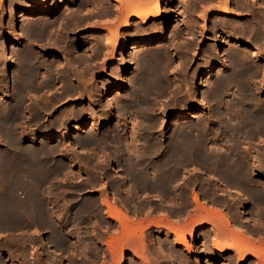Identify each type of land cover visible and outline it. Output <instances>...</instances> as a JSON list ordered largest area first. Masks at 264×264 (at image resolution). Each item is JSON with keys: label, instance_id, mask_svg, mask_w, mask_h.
<instances>
[{"label": "rangeland", "instance_id": "rangeland-1", "mask_svg": "<svg viewBox=\"0 0 264 264\" xmlns=\"http://www.w3.org/2000/svg\"><path fill=\"white\" fill-rule=\"evenodd\" d=\"M21 1V2H20ZM17 0V12L19 13V15L21 14V11L23 10V9H25V7H27V3H26V1L25 0ZM24 1V2H23ZM91 1V2H90ZM151 1V0H150ZM153 1V0H152ZM152 1H151V3H149L150 5H149V7H147L146 6V9H145V11L146 12H148V10L149 9H151V7L154 5L153 3H152ZM155 1L156 0H154L153 2L155 3ZM219 1H220V3H219ZM234 1H236V0H229V2H228V7H230L229 8V10L233 13V14H235V15H233V16H223V17H221V16H218L217 15V13L216 12H218L222 7H224V5H225V2H226V0H164L162 3H161V5H160V8H159V15H158V17H156V18H152V19H150V20H148L147 22H137L136 21V17L140 14H138V15H133V16H130L129 17V23H128V26L127 27H122V23L121 22H119V19L122 17H120V16H118V14L116 13V12H114L113 13V11H114V8H113V6H110L109 4H108V0H79L77 3H76V7L75 6H73L72 7V9L74 10L72 13V15L74 16L75 14H76V16L77 17H80V16H78V15H80L81 14V16H83L84 15V13L85 14H87V15H89L90 14V12H91V14H90V21H92V22H90L89 24H87L85 27H82V28H79V29H74L73 31H72V33H71V31L70 32H68V33H66V32H64V31H62L63 32V34L60 32V36H62V37H60L59 36V39H58V44H57V42L54 44V46L56 45V47H52V45H50L51 47H49L48 45H47V43H46V41H44V40H42V39H33V40H31L32 42H30V40L29 41H26L27 40V36L25 35V33H23V31H24V26L27 24V20L25 19V17L23 18V16L22 17H18V18H16V21H15V27H19V28H21V29H19V31L20 32H22L23 33V38H24V42H22V44L21 45H19L18 47V49H20V50H17L16 51V56L18 55V58L17 57H15V64L16 65H13V68H12V70L11 71H13V70H15L16 68H17V66L19 67V65L21 66V64H22V61L20 60L21 58V55L23 54V52H24V49H25V47H30V45H31V47H30V49L31 50H33L34 52H36V55H37V59H38V61L37 62H39V63H43V62H45L44 64H47V65H51L52 63L54 64V62H55V67H54V65L52 64V66L55 68V70L57 69V70H61L63 67L65 68V70H64V68L62 69L63 70V72L65 73V72H67V74L68 75H70L71 73V75L69 76V77H71L70 79H69V77H67V79H66V77H63V79H62V82L63 83H66V85L65 84H63V83H61L60 85L63 87V88H61V86H58V87H54V85L52 86V87H48V88H45L44 89V87H38V91H39V89H40V91L39 92H41V93H39L38 91H34L33 92V90H29V91H31V93H29L28 91L27 92H25V91H23L22 90V96H23V99L22 100H24L23 102H22V105L23 104H25L26 106H21V109L20 110H25V111H20V113L22 114L20 117L18 116L17 118H15L14 120H13V124H14V130L16 131L17 130V132H13V130L11 129V126L13 127V124L10 126V130H12V133L14 134V135H16L15 136V142H18V143H16V147H18L19 145H20V149H22V151H23V149H24V151L23 152H28L29 150L30 151H36V149H37V151H39V150H48V154L50 155V153H49V151H51V153L53 154H51L50 156H52V158H50L49 159V157L50 156H48L47 155V158L46 159H49L48 160V164H50V163H52V162H54L55 161V163H52L51 165L52 166H60V167H58V169H60V173H59V170H58V172H56L55 173V175H54V173H52L49 177H51V178H49L48 177V180L46 181V183H45V185H44V187H43V193H41V199H43L42 200V203H43V206H44V208H45V210L47 211V214H52V212H54L53 213V215L51 216V222L50 223H48V226H45V224L43 225V224H40V223H38L37 221H35L36 219H35V217H34V215L33 214H29V215H31L30 217H29V215H28V217L26 216L25 218L26 219H28V220H26L24 217V221H23V223L21 224L22 226H18L20 229H18V227H15L14 229H16V231H21V233H19V232H17V235L15 234L16 232L14 231V230H11V233H10V230H8V229H6V228H1V230H0V245L2 246V247H0V264H20V263H22V264H36V262H37V264H44V259H45V254H49V252H46V249L47 250H49L50 251V253L51 254H49L51 257H52V255H53V257L55 256L54 254H53V252H52V250H53V248L52 247H50L49 245H47L46 244V242H48V240H50V241H52V235H53V232L55 233V230L56 231H59L60 233H59V236L62 238V237H64L63 235H64V230H65V228L67 229V227H69V226H64L65 224H60L59 222L58 223H56L55 222V218L54 217H56L55 215H61L62 217H65V218H69L70 217V215H71V212L76 208V207H80V206H82L86 201V205L84 204L83 206L85 207V212H84V214H85V217L84 218H87L86 220H85V225H82V224H84L83 222L82 223H79V224H72V227H74V228H76V229H78V228H80V227H82V228H80V229H78V231H80V235H82L83 237H81V236H79V235H75V236H65L64 238H65V244H67V246L64 244V248H63V250L65 251H63V250H59L60 251V255L58 256L60 259H63V260H59L58 259V257L56 258L57 260H56V262H57V264L59 263V264H70L71 263V261H70V259H74L75 261H76V263H74L75 261L72 259V263H74V264H86V263H88V264H113V263H115V264H121V258H118L115 262H112L113 260H111L112 259V257L111 256H109V255H111L110 254V251H108L109 250V248H106L107 246H105V245H101L102 243H100V241H98L97 239L99 238V240H101V239H103L102 241L103 242H107L108 241V239L107 238H109L112 234V236H114L115 234L114 233H116V232H118L119 230H120V225H119V223L117 224V222L115 221V220H112V219H110V217H109V213L107 212L108 210L106 209V207L104 206V202H102V200L100 199L101 198V196H103V195H106L107 196V201L109 202V204H113V203H116L118 200H117V198H118V196H119V192H120V195H121V190L123 189L122 188V186L120 185V183L118 182V180H116L117 178V176H116V173H114L115 171H114V167H118V165H119V162H116V161H118V158H117V154L116 153H114V152H112V153H114L113 155H112V153H111V151L114 149L113 147H111L110 146V144H111V142H109V145H108V143H96V144H88V145H86V146H79V145H77L76 146V143H77V138L79 139L80 138V136L81 137H84V135L86 134V136H88V135H94L95 134V132H96V134L95 135H100V136H104V134H106V132H108V133H110V134H115V133H117V136L118 135H120L121 133H122V131H127V130H129V131H131V129H130V127L132 126V124H134L133 126H135V129H137V131L138 132H140V134L138 133V136H137V133H136V138H138V140L139 141H136V139H135V137H133V134H132V132H129V131H127V135L129 136H127L126 135V140H123V142H121V144H123V146H125L126 144H127V142H128V144L127 145H130L131 147L130 148H135V147H140L141 146V144H142V147H140V148H145V146H147V144L144 142V140H142V139H146V138H148V139H150L151 140V142H153V143H156L157 141H160L162 144H164V143H166V141H167V137L169 136L168 134L170 133V131H171V127H172V124L174 123V120H175V117H176V115H177V113H178V111L181 109L180 107H181V104L183 103L184 105H185V103H186V99H188V97L187 96H189V93L187 94V92L189 91L190 92V90H188V89H193V90H195V92L197 91V94H198V91L200 90V83L202 82V81H205V76H204V71H205V67L207 66V65H210V63H205L204 62V59H201V58H205V56H210L211 54L210 53H212V55H213V52L214 51H216L215 49V42H216V40L217 39H219V38H222V39H227V37H228V35L230 34V32H231V30L230 29H232L231 28V26H234V25H236V26H240L241 25V27H243V25H242V23H245L246 25L248 24V27H250V28H248V29H251V34L253 35V37H252V35L250 34H248V35H243V36H241V35H239L240 34V32L238 33V30L236 31L235 30V32L233 31V29H232V31L234 32H232V34L233 35H238V36H240L243 40H248V41H251V43L252 44H254L253 45V47H256V48H260V49H263V47H264V40L262 39L261 41H260V39H258V38H256L255 36H264V26L262 25V24H264V7L263 6H261L260 5V3H258V2H260V0L258 1V0H244V1H240V4L242 3V2H244V3H242L241 5H243L244 4V6L245 7H240V6H236V3L234 2ZM237 1H239V0H237ZM8 0H5V2H4V4L3 5H7L8 4ZM58 2V4L61 6V7H64L63 5H64V3L66 4V0H54L53 1V3H57ZM64 2V3H63ZM88 2H90V3H88ZM134 2H136V1H134ZM223 2V3H222ZM24 3H25V5H24ZM78 3H80V5L78 4ZM249 3V4H248ZM85 6H84V5ZM222 4V5H221ZM224 4V5H223ZM81 6H83V8L81 7ZM91 6V7H90ZM257 6V7H256ZM79 7V8H78ZM3 8L4 9H1V10H3V11H1L0 10V14H1V17H0V33H1V35H0V41L2 42H0L1 44V48H2V46H10V42H9V40L11 39V36L12 35H14V33L12 32V30L11 31H9L10 29H11V23H9V22H11L10 20H9V18H8V16L6 15V8L3 6ZM90 8V9H89ZM92 8V9H91ZM100 8V9H99ZM106 8H108V9H110V11H111V13H109V14H111V15H105L104 13H102L103 11L102 10H104V9H106ZM169 8H173L174 9V13H172L171 14V16L170 17H168V11H169ZM75 9H76V12H75ZM77 9H78V11H77ZM80 9V10H79ZM97 9L98 10H100L101 11V13L98 11V12H96V13H99L98 15L96 14V13H94L95 11H97ZM86 10V12H83V11H85ZM93 10H94V12H93ZM69 11V12H70ZM80 11V12H79ZM90 11V12H89ZM253 11V12H252ZM4 12V13H3ZM69 12H68V14H69ZM70 12V13H71ZM75 12V13H74ZM82 12H83V14H82ZM66 13V12H65ZM78 13V14H77ZM40 15V16H39ZM58 15H59V19H61V20H63V19H65V15H67V14H64V12H60V13H58L56 16H54V18L56 19V21L58 20V22L60 23L61 22V20H59L58 19ZM71 15V14H70ZM103 15V16H102ZM117 15V16H116ZM190 15V16H189ZM94 16V19L92 18ZM108 16V17H107ZM117 18V17H120V18H115V17ZM205 16V17H204ZM41 17H44V16H42L41 14H38V15H35L34 17H33V23L34 24H37V23H39L41 20ZM105 17V18H104ZM109 17H113V18H109ZM203 17H204V19H203ZM63 18V19H62ZM92 18V19H91ZM97 18V19H96ZM106 18H108V19H110V21H108V19H106ZM219 18V19H218ZM100 19V20H99ZM104 19H105V21H106V24L104 25L103 23H105V21H104ZM111 19H113V20H115V21H113V23L111 22L112 20ZM186 19H187V21L189 22V28L187 29V27H182L177 33H175V34H177V35H175V37L173 38V39H170L169 38V40H166V42L164 43V45L163 44H154V45H150V46H146L145 47V51H146V54L148 53V51H149V53H154V51H156V49L158 50V51H156V52H163V56H162V60L160 59V60H155L154 62H156V65L158 64V62L157 61H159V65L161 64L162 65V63H163V65H162V67L164 66L165 67V65H166V72H167V78L171 81V84H170V86L169 87H171V89L169 88L168 89V91H167V93H165V95H164V97H162L163 99V101L161 100V98L160 99H157L155 102H154V106H157V107H155L156 109H155V117L154 116H149L150 118V124H152L151 126H152V128L153 129H158V130H153L151 133H147V131L146 130H143L144 128H146L147 126L144 124L145 122L142 120L143 118L142 117H140V116H138V115H136V113H134V114H128L129 116H126V117H122L121 118V116H119V117H117V116H115V118L111 121V122H108V123H104V124H101V125H99V123H100V120L101 119H103L102 117H104V116H97V117H95L96 116V114L95 113H97V112H99L100 111V107H102L103 105H101V104H106V103H108L109 102V100H112V98L116 95V96H118V95H122V97H125L126 96V94H128L127 96H129L130 94H131V92L133 91V87L131 88V86H132V80H134V78L135 77H133V75H136L137 74V72L139 71V70H137L138 69V67H137V64L136 63H134V62H129V59H128V55H130L131 54V52H133V45H134V43H135V41H136V39L139 37V35H146L147 37H150V36H153V35H157V33H160V32H163L164 31V33H165V35H166V33H168V34H170V32L173 30V27L175 26V24L178 22V21H180V20H182V21H186ZM205 20V21H203V20ZM221 19V20H220ZM40 20V21H39ZM96 20H98V21H96ZM117 20H118V22H117ZM122 20V19H121ZM120 20V21H121ZM27 21V22H26ZM101 21H104L103 23H101ZM247 23H246V22ZM249 21V22H248ZM93 22H97L96 24H93ZM118 23L116 26H118V30L119 31H117V35H119L120 37H122V39L125 41V43H124V46H120V44H118L117 46H105L104 47V41L103 40H101L100 38H102V35H103V33H110V32H108L109 30H111L112 28H114V26H113V24L114 23ZM137 22V23H136ZM215 22H217V23H215ZM57 23V22H56ZM58 23V24H59ZM91 23L93 24V25H91ZM110 24V26L108 25V24ZM218 24L219 25V28L221 27V28H223L222 30H220L219 29V31H215L214 30V24ZM251 23V24H250ZM8 24V25H7ZM58 24H56V27L58 28ZM220 24H224L223 26H221ZM100 25V26H99ZM104 26V29L101 27V26ZM112 25V26H111ZM213 25V26H212ZM231 25V26H230ZM245 25V26H246ZM250 25V26H249ZM251 25H253V26H251ZM260 25V26H259ZM7 26H9V27H7ZM89 26H91V28L89 27ZM107 28H106V27ZM224 26H227L228 27V29H227V27H224ZM257 26V27H256ZM258 26L260 27V28H258ZM262 26V27H261ZM162 27V28H161ZM253 27H256V28H258L257 30H256V32L257 33H254V30L256 29V28H253ZM7 28V29H6ZM98 28H99V30H98ZM224 28H225V30L227 31H225L224 30ZM262 28V29H261ZM127 29V30H126ZM155 29V30H154ZM162 29V30H161ZM172 29V30H171ZM213 29V30H212ZM129 30H132L133 31V33L135 34V35H133L132 37H130V38H128V39H126V37H127V34L129 33ZM134 30H136L137 31V33H136V31H134ZM141 30V31H140ZM260 30V31H259ZM91 31H93V32H91ZM143 31V32H142ZM145 31V32H144ZM224 31V32H223ZM259 31V32H258ZM263 31V32H262ZM96 32V33H95ZM94 33V34H93ZM127 33V34H126ZM258 33H260V34H258ZM263 33V34H262ZM67 34V35H66ZM25 35V36H24ZM3 36V37H2ZM71 36V37H70ZM101 36V37H100ZM177 36V37H176ZM245 36V37H244ZM251 36V37H250ZM13 37V36H12ZM64 37V38H63ZM115 37V34L113 35V40L115 39L114 38ZM191 39H190V38ZM249 37V38H248ZM66 38V39H65ZM74 38V39H73ZM77 38V39H76ZM80 38V39H79ZM264 38V37H263ZM26 39V40H25ZM73 40V42H72V40ZM3 40V41H2ZM193 40V41H192ZM258 40H259V43H258ZM60 41H63L62 43H60L59 44V42ZM65 41V42H64ZM67 41V42H66ZM71 41V42H70ZM257 43H256V42ZM29 42V43H28ZM34 42V43H33ZM36 42V43H35ZM260 42H262V43H260ZM68 43V44H67ZM71 45H70V44ZM78 45H77V44ZM229 43V44H228ZM29 44V45H28ZM33 44V45H32ZM65 44V45H64ZM251 44V45H252ZM256 44H258V45H256ZM262 44V45H261ZM65 47H64V46ZM73 45V46H72ZM76 45V46H75ZM40 46V47H39ZM42 46V47H41ZM68 46V47H67ZM71 46V47H70ZM75 46V47H74ZM33 47V48H32ZM38 47V48H37ZM44 47H46V48H44ZM62 47V48H61ZM163 47V48H162ZM236 46H234V44H232L231 42H226L225 44H224V50H227L229 53L230 52H233V51H236V52H239L240 54L242 53V50L241 49H238V47H236ZM24 48V49H23ZM57 48V49H56ZM70 50H68V49ZM73 48V49H72ZM75 48H76V50H75ZM108 48H110V49H108ZM161 48H162V50H161ZM207 50V51H205V49ZM258 48V49H259ZM59 49H61V51H63V49H64V52H62V53H65L67 50V54L65 53V55H68V58H70V59H68L67 60V62L68 63H66L64 60H62L61 61V59L59 58V57H54L51 53H52V51H57V50H59ZM164 49V50H163ZM209 49V50H208ZM234 49V50H233ZM237 49V50H236ZM36 50V51H35ZM66 50V51H65ZM152 50H154V51H152ZM231 50V51H230ZM38 51V52H37ZM75 51H77V52H75ZM144 51V52H145ZM150 51H152V52H150ZM209 51V52H208ZM263 51H264V49H263ZM6 52L7 51H5V53H3V51L0 49V59L2 60V61H5V60H3V59H5V55L4 54H6ZM155 52V53H156ZM165 52H166V54H165ZM205 52H206V54H208V55H205ZM3 53V54H2ZM69 53V54H68ZM71 53V54H70ZM243 53H244V51H243ZM243 53H242V55H243ZM40 56H39V55ZM187 54H188V56H187ZM203 54V55H202ZM2 55H4V57L2 56ZM165 55H166V57H169V58H166L165 59ZM247 57H246V56ZM2 56V57H1ZM46 58H45V57ZM94 56V57H93ZM96 56V57H95ZM112 56H113V58H112ZM203 56V57H202ZM77 57V58H76ZM80 57V58H79ZM82 57V58H81ZM83 57H85L87 60H89V61H87V63L86 62H84V61H86L85 60V58H83ZM90 57V58H89ZM93 57V58H92ZM216 57V58H215ZM214 58H213V62L214 61H218V59L219 58H217V56H215ZM243 57H245V59L243 58V59H241V60H239V62H238V65H240V66H236L237 68H239L240 69V67L242 68V67H245L246 68V66H247V69H252V70H254L253 69V67L254 68H256L255 70H254V74H252V76H250L249 78H247V80H254V81H247V83H248V85L249 86H251L248 90V92H250L251 90H253V92L252 93H250L249 95H250V97L251 96H253V97H251L250 99L253 101V103H254V105H256V104H259V103H261L260 101H263L264 100V72H263V70H262V66L260 65V64H262V65H264V59L263 58H260V57H254V56H252L251 55V52H247V53H244V55H243ZM251 57V58H250ZM42 58V59H41ZM44 58V59H43ZM54 59V60H52V59ZM78 58L79 59H81V60H84V61H81L82 63L80 64V65H75L77 62H78ZM249 58V59H248ZM257 58V59H256ZM17 59V60H16ZM55 59H57V60H55ZM73 59V60H72ZM183 59H184V61H183ZM201 59V60H200ZM248 60V61H245V60ZM253 60V61H251V60ZM1 60H0V69H1V71H0V76H1V73H3V71H4V73H6L5 75H9V73L7 72V71H5L4 70V62H1ZM19 60V61H18ZM43 60V61H42ZM51 60L53 61V62H51ZM59 60V61H58ZM163 60H165V61H167V63H165L164 64V61ZM172 60V61H171ZM220 60V59H219ZM245 62H244V61ZM256 60V61H255ZM21 61V62H20ZM49 61V62H48ZM113 62V64H111V62ZM115 61V62H114ZM48 62V63H47ZM70 62V63H69ZM75 62V64H73V63ZM80 62V61H79ZM160 62H162V63H160ZM183 62H185V63H183ZM200 62H201V64H200ZM248 62V64H246ZM2 63V64H1ZM19 65H18V64ZM64 63V64H63ZM91 63V69L93 70V71H91L90 69H89V67H90V64ZM204 63V64H203ZM240 63V64H239ZM254 63V64H253ZM66 64H68L69 65V67H70V69H71V64H73V66H72V70H69V68H67V65ZM78 64V63H77ZM84 64L85 65H89V66H85L84 67ZM119 65V67L121 66L122 68L121 69H119V71H120V73H121V77H120V79L122 80H120L121 81V86L123 87L122 89L123 90H121V94H118V93H114V95H113V92H110L109 91V89L111 88V87H114V85L115 84H117V83H119L118 82V80L116 79V78H114V76L116 77V75H115V73H113L114 71H112L114 68L115 69H117V67L116 66H118ZM136 64V65H135ZM206 64V65H205ZM253 64V65H252ZM258 64V65H257ZM64 65V66H63ZM66 65V66H65ZM116 65V66H115ZM122 65H126V66H122ZM170 65V66H169ZM205 65V66H204ZM244 65V66H243ZM252 65V66H251ZM257 65V67H255ZM74 66H75V68H74ZM78 66H80V67H78ZM105 66V67H104ZM172 66V67H171ZM258 66H259V68H258ZM261 66V67H260ZM57 67V68H56ZM84 67V68H83ZM195 67H197V68H195ZM21 67H19L18 69H17V71L20 69ZM73 68H74V70H73ZM86 68H88V69H86ZM113 68V69H112ZM77 70V72H75L76 70ZM106 69V70H105ZM114 69V70H115ZM135 69L137 70V71H135ZM169 69H170V71H169ZM257 69H258V73L257 72H255V71H257ZM56 70V72L58 73H60V71H57ZM62 70H61V72H62ZM81 72H80V71ZM82 70H84V71H82ZM88 70V71H87ZM88 73V72H90V73H86V72ZM194 71V72H193ZM91 72H92V74H91ZM112 72V73H111ZM136 72V73H135ZM170 72H171V74H170ZM192 72V75L190 74ZM216 72H217V74H216ZM4 73L2 74V75H4ZM8 73V74H7ZM74 73H75V75H74ZM78 73H80V74H78ZM82 73H84L83 75H82V77L80 78V79H78L79 77H80V75L82 74ZM107 73V78H105V74ZM109 73V74H108ZM135 73V74H134ZM193 73H197V76H196V79L193 77ZM255 73H256V77L255 76H253V75H255ZM89 74L91 75V77L89 76ZM111 74H113L112 76H111ZM213 74H214V76L215 77H217L218 76V74H219V71H215V73L213 72ZM257 74H259V76L257 75ZM261 74H263L262 76H261ZM74 75V76H73ZM87 75V76H86ZM185 75V76H184ZM188 75H190L189 77H188ZM65 76V75H64ZM79 76V77H78ZM83 76H85L86 78H84L83 79ZM130 76V77H129ZM75 78V79H72V78ZM76 77H77V79H76ZM88 77H90V79L88 78ZM123 77V78H122ZM132 77V78H131ZM184 77H185V79H184ZM202 77L204 78V79H202ZM254 77V78H253ZM263 77V78H262ZM65 78V79H64ZM190 78V79H189ZM194 78V79H193ZM253 78V79H252ZM262 78V79H261ZM55 80H54V83H56L57 82V78H54ZM88 79V80H87ZM128 79V80H127ZM175 79V80H174ZM188 79V80H187ZM263 81H261V80ZM38 80V81H37ZM40 80V81H39ZM67 80H70V81H73V85H75V87H77V86H80L81 85V90H85V92L86 91H88V93L86 92V94L84 93V91H81V90H79V91H77V92H79V93H77L76 91L75 92H70L71 90H65V88L66 89H69V88H67L68 87V85H67ZM84 81V84L83 83H80L81 81ZM89 80L91 81V82H89ZM104 80V81H103ZM172 80H174V81H172ZM181 80V81H180ZM186 80V81H185ZM189 80H191V81H189ZM78 83H77V82ZM95 81V82H94ZM132 81V82H131ZM193 81V82H192ZM260 81V82H259ZM36 82L37 83H41V79H36ZM91 83V84H87L86 85V83ZM130 82V83H129ZM175 82V83H174ZM182 82V83H181ZM195 82V83H194ZM250 82V83H249ZM58 83V82H57ZM80 83V84H79ZM129 83V84H128ZM178 83V85H176ZM193 83V84H192ZM261 83V84H260ZM63 84V85H62ZM130 84H131V86H130ZM175 84V85H174ZM188 84H189V86H188ZM77 85V86H76ZM83 85H84V87H83ZM90 85V86H89ZM182 87H181V86ZM183 85H184V87H183ZM185 85H186V87H185ZM256 85V86H255ZM56 86V85H55ZM92 86V87H91ZM129 86V87H128ZM172 86H174V87H172ZM180 88H178V87ZM188 86V87H187ZM260 86H262V87H259ZM65 87V88H64ZM90 87H91V89H90ZM176 87V88H175ZM258 87V88H257ZM2 87L0 86V91H2L3 89H1ZM49 88H51V89H49ZM53 88V89H52ZM54 88H56V89H54ZM87 88V89H86ZM131 88V89H130ZM257 90H256V89ZM95 89V90H94ZM99 89V90H98ZM103 89V90H102ZM176 89V90H175ZM177 89L181 92V90H182V92H181V95H178V94H176V95H174L176 92H177ZM51 90L53 91L54 90V93L53 92H51ZM64 90V91H63ZM92 92H91V91ZM97 90V91H96ZM125 90V91H124ZM184 90V91H183ZM188 90V91H187ZM44 91V92H43ZM49 91V92H48ZM67 91H69V92H67ZM89 91L91 92V93H89ZM174 91H176L175 93H174ZM178 91V92H179ZM258 93H257V92ZM33 92V93H32ZM43 92V93H42ZM57 92V93H56ZM61 92V93H60ZM67 93V95H66V93ZM82 92V94H80ZM95 94H94V93ZM104 92V93H103ZM125 92H126V94H125ZM177 92V93H178ZM179 92V93H180ZM185 92V93H184ZM34 93H36V95L34 94ZM54 94L55 96H52V94ZM63 93H65L64 95L66 96V99H65V97H62L61 95H63ZM73 93H76V95H74ZM109 93V94H108ZM111 93V94H110ZM120 93V92H119ZM171 93V94H170ZM172 93H174V94H172ZM184 95H183V94ZM234 93H236L235 95H230L231 96V98H234V100H236V99H239V101H240V99H242L241 98V96L242 95H240L241 93H239L237 90L236 91H234ZM239 93V94H238ZM254 93V94H253ZM30 94V95H29ZM33 94H34V98H36V99H38L39 100V102L36 100V99H34L33 98ZM46 94V95H45ZM71 94H73V95H71ZM79 94H80V96H81V98H80V96H79ZM94 95V97H92V95ZM97 94V95H96ZM99 94V95H98ZM166 94H168V95H166ZM186 94V95H185ZM237 94H238V96H237ZM253 94V95H252ZM29 95V98L28 97H26V96H28ZM31 95H32V97H31ZM50 95V96H49ZM63 95V96H64ZM124 95V96H123ZM170 95V96H169ZM174 95V96H173ZM255 95V96H254ZM257 95H259V96H257ZM40 96H41V98H40ZM67 96H69V98L67 97ZM71 96V97H70ZM74 96V97H73ZM75 96H77L76 97V99H74L75 98ZM89 96H91V98H89ZM97 96V97H96ZM102 96V97H101ZM116 96L114 97V98H116ZM126 96V97H127ZM168 96V97H167ZM172 96V97H171ZM180 96V98H178ZM235 96V97H234ZM45 97H48V98H45ZM56 97V98H55ZM59 97V98H58ZM96 97V98H95ZM99 97V98H98ZM170 97V98H169ZM238 97V98H237ZM258 100V98H260V97H262V98H260L259 99V101H257V100H255V98ZM50 98H53V101H52V99H50ZM61 98L63 99L62 101H61ZM85 98V99H84ZM89 98V99H88ZM92 98H93V100H92ZM109 98V99H108ZM114 98H113V100H114ZM166 98H169V99H166ZM236 98V99H235ZM26 99H27V101H26ZM33 99H34V101H35V103H34V101H33ZM56 99H60L59 100V103L56 101ZM73 99V100H72ZM94 99H96V100H94ZM105 99V100H104ZM108 99V100H107ZM171 99V100H170ZM179 99H180V102H179ZM184 99H185V102H184ZM197 99V100H196ZM196 99L194 100V102H195V104H194V107H193V110L194 111H196L197 109H198V100H199V97H198V95H197V97H196ZM6 100L8 101V102H6ZM51 100V101H50ZM79 100V101H78ZM85 100V101H84ZM90 100H92L91 102H90ZM106 100H107V102H106ZM170 100V101H169ZM12 101H13V99L10 97V98H8V99H5V100H1L0 102L2 103H0V114H5V112L6 111H4V109H5V107H6V109L5 110H7V107L9 108V107H11L12 106ZM31 101L33 102V103H31ZM46 101H49V102H46ZM56 101V102H55ZM61 101V102H60ZM82 101V102H81ZM162 101V102H161ZM167 101H168V103H167ZM173 101H175L176 103H177V105H176V103L175 102H173ZM242 101V100H241ZM241 101L240 102H238V100H236V102L239 104V105H241L240 103H241ZM251 101V102H252ZM4 102V103H3ZM52 102L55 104V107H54V104L53 105H51L52 104ZM94 102V103H93ZM159 102V103H158ZM171 102H173V103H171ZM32 104L31 105V107L29 106L30 104ZM37 103H39V104H37ZM83 103V104H82ZM96 103V104H95ZM156 103V104H155ZM178 103H180V104H178ZM5 104V105H4ZM37 104V107L35 106ZM82 106H81V105ZM91 104V105H90ZM99 104H100V106H99ZM173 106H171V105ZM175 104V105H174ZM238 104H236V106L238 105ZM1 105H3V106H1ZM42 106V107H44V108H42V109H40L41 107L40 106ZM89 105V106H88ZM164 105V106H163ZM168 106V107H165V106ZM5 106V107H4ZM52 107L53 108V110L50 108V107ZM80 106V107H79ZM98 106V107H97ZM174 106H176V107H174ZM183 106V105H182ZM22 107L24 108V107H26V108H30V110H28V109H26V108H24V109H22ZM35 107V108H34ZM38 107H40V108H38ZM46 107H48V108H46ZM73 107V108H72ZM87 107H88V109H87ZM92 107V108H91ZM164 107H165V109H164ZM197 109H196V108ZM209 107V105H207L206 106V110H205V116H204V119H205V122H207V123H210V125H213V127H216L215 128V131H212V135H213V137L214 136H217L218 138H223L221 141H219V142H217V141H215L214 139L213 140H211V141H209V144L208 145H212L213 143H217V144H220V146H222L223 148H225V149H228V148H230V146H226V144L227 143H231L230 141L229 142H225L224 143V136H226V138H227V135L230 133V131H232L231 133H233V130H230L229 132H220V134H218L219 133V127H218V125H217V122H214L213 121V119H214V115H212V113H211V110H209L210 109V107ZM2 108V109H1ZM36 108H38L37 110V112L35 113V111H36ZM46 108V109H45ZM91 108V109H90ZM158 108V109H157ZM159 108H160V110H159ZM35 109V110H34ZM78 109V110H77ZM96 109H98V110H96ZM28 110V111H27ZM32 110V111H31ZM34 110V111H33ZM43 110V111H42ZM44 110H46V111H44ZM48 110H50V111H48ZM65 112H64V111ZM67 110H69V113H68V111ZM76 110V111H75ZM84 110H87V111H84ZM88 110H91L90 112L88 111ZM159 110V111H158ZM2 111V112H1ZM27 111V112H26ZM40 111H41V113H40ZM59 111V112H58ZM71 111V112H70ZM92 111H93V113L95 114V116H92V115H94V114H91L92 113ZM165 111V112H164ZM23 112V113H22ZM32 112V115L30 114ZM48 112V113H47ZM63 113V114H65V115H67V116H69L68 118L66 117V116H59L61 119H59L58 118V113ZM67 112V113H66ZM74 112V113H73ZM78 112V113H77ZM80 112V113H79ZM88 112V113H87ZM157 112V113H156ZM209 114H208V113ZM29 113V114H28ZM33 113L35 114V115H33ZM52 113V114H51ZM55 113V114H54ZM89 113H90V115H89ZM24 114V115H23ZM42 115V119H40L41 118V115ZM49 114H50V116H49ZM57 114V115H56ZM70 114V115H69ZM77 114V115H76ZM88 114V115H87ZM25 115H27V116H25ZM29 115V116H28ZM39 115V116H38ZM54 115V116H53ZM72 115H73V117H72ZM80 115H84V116H80ZM115 115H116V113H115ZM136 116V117H132V116ZM207 115V116H206ZM33 116V117H32ZM55 116H56V118H55ZM71 116V117H70ZM90 116V117H89ZM27 117V118H26ZM39 119H38V118ZM94 117V118H93ZM101 117V118H100ZM130 117V118H129ZM138 117V118H137ZM154 117V118H153ZM211 117V118H210ZM212 117H213V119H212ZM235 118H236V116H234ZM238 118H236V119H240L241 117H239V116H237ZM245 116H243V118H244ZM246 117H248V116H246ZM245 117V119H243L242 118V120H244L245 122L246 121H250V116L248 117V118H246ZM26 118V119H25ZM32 118V119H31ZM33 118H35V119H33ZM64 118V119H63ZM67 118V119H66ZM96 118V119H95ZM118 118H120V119H118ZM135 118V119H134ZM159 118V119H158ZM17 119V120H16ZM28 120V121H25V120ZM32 120V121H30V120ZM39 121H38V120ZM58 119H59V121H58ZM115 119H117V120H115ZM140 119V120H139ZM153 119V120H152ZM158 119V120H157ZM164 120V121H162L161 122V120ZM212 119V120H211ZM60 120H61V122H60ZM66 120V121H65ZM81 120H84L86 123H87V126H86V129L84 128L83 130H82V132H79V131H77L76 130V128H75V126L77 127L78 126V123H79V121H81ZM96 120V121H95ZM120 120H122L121 122H120ZM127 120V121H126ZM131 120H133V121H131ZM142 120V121H141ZM157 120V121H156ZM16 121V122H15ZM35 121H38V122H40V123H38V122H35ZM53 121V122H52ZM58 122V124H56L57 122ZM62 121H63V123H62ZM98 121V122H97ZM116 121H117V124H116ZM129 121H131V122H129ZM135 121H137V122H135ZM138 121H141L140 123L141 124H143V126H141V124L140 125H138ZM153 121V122H152ZM238 121V120H237ZM19 122V123H18ZM21 122V123H20ZM56 122V123H55ZM114 122V123H113ZM133 122H135V123H133ZM152 122V123H151ZM164 122V123H163ZM253 123H251V121L250 122H246L247 124H246V126H247V128H246V126H242V128L245 130H241L242 132H244V134H242L241 133V135L243 136L244 135V137H245V134H246V137H245V139H242L243 141L242 142H239V144L241 145V143H246L247 141H249V144H248V142L245 144V146L246 147H249V149L254 153V152H257V153H259V154H261L262 156H264V139H263V133H264V130L262 131L261 130V128H260V126L257 124V122H255V120H253L252 121ZM23 123H24V125H23ZM25 123H27V124H25ZM32 123H34V125L32 124ZM39 124V125H37V124ZM53 123H54V128L53 129H50L51 127H53ZM95 123V124H94ZM97 123V124H96ZM131 123V124H130ZM137 123V124H136ZM154 123H156V124H154ZM162 123V124H161ZM251 123V124H250ZM255 123V124H254ZM17 124H21V126L24 128L25 127V125H27L24 129L20 126V125H18L17 126ZM41 124V125H40ZM50 124V125H49ZM60 124V125H59ZM65 124V125H64ZM123 124H124V126H123ZM161 124V125H160ZM164 124V125H163ZM215 124V125H214ZM248 124L250 125V128L252 127V130H257V131H253V134L255 135L256 134V132H261L262 131V134L263 135H261V133H257L255 136H253V134L251 133L252 132V130H250L249 129V127H248ZM253 124V125H252ZM29 125V126H28ZM57 125V126H56ZM59 125V126H58ZM63 125H64V128H63ZM74 125V126H73ZM110 125V126H109ZM117 125V126H116ZM145 125V126H144ZM154 125H156V127L157 128H154ZM245 125V124H244ZM252 125V126H251ZM254 125H256V126H259V127H256V126H254ZM34 126V127H33ZM39 126V127H38ZM41 126V127H40ZM46 127V128H44V127ZM50 126V127H49ZM119 126V127H118ZM127 126V127H126ZM139 126V127H138ZM254 126V127H253ZM15 127H16V129H15ZM19 127H20V129H19ZM31 127V128H30ZM56 127H58V129L56 128ZM90 127H91V129H90ZM92 127H94V128H92ZM118 127V128H117ZM121 127V128H120ZM125 129H124V128ZM140 127L142 128L143 127V129L141 130L140 129ZM21 128L23 129V131L21 130ZM56 128V129H55ZM65 128L66 129H68V128H71V132H72V135H74L73 137L71 136V138H69V139H66V140H58V141H42V140H40V138H38V134H40V133H42V132H44V131H49V132H51V133H53V134H56V133H60V131H64L65 130ZM106 128H108V129H106ZM113 128V129H112ZM114 128H117V129H114ZM123 128V129H122ZM254 128V129H253ZM256 128V129H255ZM258 128H259V131H258ZM19 129V130H18ZM32 129V130H31ZM62 129V130H61ZM90 129V130H89ZM97 129V130H96ZM111 129V130H110ZM121 129V130H120ZM141 131H140V130ZM167 129V130H166ZM217 129H218V131H217ZM247 129H249V130H247ZM29 131V132H27V131ZM93 130V131H92ZM117 132H116V131ZM160 130V131H159ZM213 130H214V128H213ZM18 131H19V133H18ZM20 131H21V133H20ZM24 131H26V133L24 132ZM59 131V132H58ZM87 131H89L88 132V134L87 133H85V132H87ZM105 131V132H104ZM113 131V132H112ZM114 131H115V133H114ZM143 131H144V133H143ZM157 131H158V133H157ZM162 131V132H161ZM247 131H248V133H247ZM251 131V132H250ZM0 132H2L1 130H0ZM34 132V133H33ZM94 132V133H93ZM112 132V133H111ZM121 132V133H120ZM162 134H161V133ZM166 132V133H165ZM217 134H215V133ZM218 132V133H217ZM250 132V133H249ZM23 133V134H22ZM90 133V134H89ZM129 133L130 134H132V135H129ZM141 133H143V134H141ZM168 133V134H167ZM221 133H222V135H224V136H222L221 135ZM224 133V134H223ZM228 133V134H227ZM5 134V133H4ZM3 134V132L0 134V136L2 137V139H0V153L2 152L3 154L4 153H9L10 151H12V147H14L15 148V145L13 144L12 146H11V142L12 141H10V139H8V137L6 136V135H4ZM77 136H76V135ZM80 134V135H79ZM84 134V135H83ZM145 134V137L143 136ZM158 134V135H157ZM160 134V135H159ZM215 134V135H214ZM225 134H227V135H225ZM247 134H249L250 136H251V134H252V136L251 137H253V140H252V138L250 137V136H248ZM13 135V136H14ZM20 135V136H19ZM26 135V136H25ZM29 135V136H28ZM143 136V137H141V138H139L140 136ZM221 135V136H220ZM6 136V137H5ZM164 136V137H163ZM167 136V137H166ZM5 137V138H4ZM133 137V138H132ZM151 137H153V138H151ZM217 137H214V138H217ZM230 137V136H229ZM228 137V138H229ZM18 138H20V139H18ZM131 138V139H130ZM166 138V139H165ZM208 138V137H207ZM240 139L239 140H241V136L239 137ZM247 138H248V140H247ZM260 138V139H259ZM8 139V140H7ZM24 139V140H23ZM153 139V140H152ZM159 139V140H158ZM259 139V140H258ZM263 139V140H262ZM1 140H2V142H1ZM3 140H7V142H5V141H3ZM20 140V141H19ZM245 140H246V142H245ZM126 141V142H125ZM252 141V142H251ZM39 142H40V144H39ZM55 142V143H54ZM108 142V141H107ZM136 143L137 144V142H138V144H139V146H138V144H137V146H136V144H134V143ZM6 143V144H5ZM31 143V144H30ZM126 143V144H125ZM223 143V144H222ZM4 144V145H3ZM8 144V145H7ZM31 146V148H27V147H30L29 145ZM57 144V145H56ZM98 144V145H97ZM132 144H133V146H132ZM145 146H144V145ZM244 144H242L243 146H244ZM248 144V145H247ZM26 147H25V146ZM28 145V146H27ZM46 147H45V146ZM91 145V146H90ZM95 145H97V146H95ZM101 145H103V147L101 146ZM239 145V147L238 148H240L241 150H239V153H242V154H239V155H241V156H238V158L239 159H243L242 161L245 163V164H247L248 165V161H250L249 162V164L251 163V165L248 167L247 165H246V169H245V174H244V176L245 175H247L246 177H244L245 178V180H247V179H250V181H249V184H251L250 186H252V187H254V188H257L258 189V191H259V193L261 194L262 193V195H264V184H262V183H260V180H259V178H260V176L261 175H259L258 173H257V171H258V167L256 168V164H257V166H258V163L257 162H254L253 160H252V158H250L251 157V155H252V153H250L249 151H245L244 152V150L241 148V146ZM21 146H23L22 148H21ZM35 147V149H33L34 147ZM53 146V147H52ZM56 146V147H55ZM91 148L92 146L94 147V149H93V147L90 149L89 147ZM225 146V147H224ZM242 146V147H243ZM2 147H3V149H2ZM7 147H10V148H12V149H9L8 150V148ZM33 147V148H32ZM40 147V148H39ZM44 147V148H43ZM52 147V148H51ZM57 148L56 150H55V148ZM82 147V148H81ZM84 147V148H83ZM99 149H98V148ZM251 147V148H250ZM5 148H7V149H5ZM39 148V149H38ZM43 148V149H42ZM26 149H27V151H26ZM106 149V150H105ZM109 149V150H108ZM2 150V151H1ZM6 150H7V152H6ZM71 150V151H70ZM74 150V151H73ZM254 150V151H253ZM5 151V152H4ZM241 151V152H240ZM54 152V153H53ZM62 152V153H61ZM108 152V153H107ZM1 153V154H2ZM250 153V154H249ZM0 154V155H1ZM116 154V155H115ZM245 154V155H244ZM26 155H32V157L33 156H35L36 154L35 153H33V154H28V153H26L25 155L24 154H22V157H24V159L23 160H25V158L27 157V159H29L28 158V156H26ZM110 155V156H109ZM86 156V157H85ZM107 156V157H106ZM113 156V157H112ZM116 156V157H115ZM126 156V155H125ZM32 157H30V161H33L34 160V158H32ZM240 157H242V158H240ZM83 158V159H82ZM106 158V159H105ZM114 158V159H113ZM36 159V158H35ZM51 159H53L52 161H51ZM73 159H74V161H73ZM108 159V160H107ZM110 159H113V161H114V163L113 164H111V161H110ZM244 159H246L247 160V162H246V160L244 161ZM29 161V160H28ZM28 161H27V164H25L23 167H22V171L21 172H23L21 175H18V178L21 176V178H19L18 180H19V182L18 181H14L15 183H10V185L12 184L13 186H11L10 187V189H12V187H14V186H16V187H14V189H15V192H14V189L13 190H11V191H13L14 193V195L12 196L15 200H16V198L15 197H17V194H19L18 195V199L16 200V201H18V202H22V203H29V201H33V202H35L34 200L35 199H32V198H36L35 197V195L33 194V187H34V182H29V180L30 181H33L32 180V177L30 176V174H29V172L31 171V170H34L35 168H40V166L42 167V165L41 164H39V166H36L35 168H32V167H30V164L28 165ZM35 161V160H34ZM57 161V162H56ZM73 161V162H72ZM78 161H79V163H78ZM84 161V162H83ZM252 161H253V164H252ZM50 162V163H49ZM58 162H60V163H58ZM99 162V163H98ZM197 162H199V161H197ZM59 164V165H57V164ZM61 163H63L62 165H61ZM80 163H82V165H83V167H81L82 165H80ZM196 162H194V163H192V164H190V165H187L188 167H190V168H188V167H185V170H187V171H185V172H181L182 170H179V173L180 174H178L175 178H174V180H172V184L174 185H170V194H167V195H163L162 197H163V199H164V201H165V204H166V201H169L170 203H168V206L166 205L165 206V208H167L168 207V212H167V210H166V214H163L164 213V211H162V212H160L161 210L159 209V208H157V203L155 202V197H150V198H144L143 197V193H147L148 195H153V194H156L157 192H155L154 190H152V189H150L149 187H147V185H144V186H139L137 189L138 190H136V192H135V195H136V199H135V201H134V204L135 205H132V204H128V205H125V207L127 208V209H125L123 206H121L119 203V201L116 203V204H119V205H117L118 207H120V209H122V207H123V211H127V214L129 215V217L130 218H132V219H135V221L136 222H139L140 220V222H144V221H146V222H144V223H149L151 220V224H149V225H147V227H145L144 228V230H143V239H144V242H145V247L147 248L146 250H145V253L144 254H148V255H141L140 257L141 258H132V254H131V252L130 251H128V250H125L124 252H123V263H125V264H167V262H168V264L171 262V264H195L194 263V261H195V259H197V257H199L200 255H204V254H206V253H210V254H212V255H214V256H216V257H218L219 259H220V261L219 262H216V263H204V264H260V262H259V260H257V259H255V260H253V258L251 259V261H250V259L249 260H245V261H243V262H239V256L235 253V251L234 250H231V249H226V251L225 252H220V251H218V250H215L214 249V245L211 243V241H212V238L213 237H215V232L214 233H212L213 231L212 230H210L208 227L210 226V225H207V226H204V227H206V228H202V229H195V234H194V237H191V236H189V235H187V243H189L190 244V246H191V250L190 251H188V250H184L183 249V246H182V243L181 244H177L175 247H173L172 246V241H170V237L168 236V237H166L163 233H166V229H164L165 228V226H167L168 225V227L170 226L171 228H173V225L175 226V222H176V225H179L180 227H182V225L184 224V227H182V228H184V229H186L187 227H188V229L187 230H189L190 228L192 229L193 227H194V221L195 220H198V217H197V213L200 211V212H203V213H207V211L208 210H211V209H216L217 211H219V212H223L226 216H227V218H228V220H229V223H230V226H232V227H235V228H241L242 226L240 225H237V223H238V220H237V217L235 218V216L232 214V211L230 210V208H228V206L229 205H231L232 207H231V209L232 210H234L235 212H237V214H241L242 216L239 218V219H243L244 220V217H246V216H248V218H249V215L248 214H246V216L244 215V213H246L247 211L249 212V206L250 205H247V207L245 208V207H240L239 205H240V203H241V206H242V201L240 200L241 198H238L239 196L237 195V193H233V192H231V191H233L235 188H234V186L235 185H233V184H229V188L231 187V189H228V191L226 190V191H220V189L218 190V189H213V188H215V187H217L218 188V186H217V184L216 185H214L215 183L214 182H210L209 180H207L206 179V177H204L205 175H203L202 173H201V171L198 169V170H196L197 168V166H198V164L196 163ZM73 164V165H72ZM78 164V165H77ZM79 165H80V167H79ZM84 165H86V166H84ZM111 165H114V166H111ZM132 165V164H131ZM197 165V166H196ZM28 166V167H27ZM61 166H66V168L64 169V168H62V170H61ZM78 168H77V167ZM200 166V165H199ZM252 166V170H251V167ZM29 169V170H27V168ZM84 167H85V169H84ZM140 167V168H139ZM141 167H143V166H135V165H133V169H131V172H135L134 174H136V173H138V172H140L141 173V171L142 170H140L141 169ZM203 167V166H202ZM208 167V166H207ZM136 168H137V170H136ZM192 168H196L195 169V171H194V169L192 170ZM199 168H201V167H199ZM248 168V169H247ZM24 169L26 170L25 172H27L28 174H25V172H24ZM189 169V170H188ZM250 169V170H249ZM84 170V171H83ZM136 170V171H135ZM248 170V171H247ZM61 171H62V173H61ZM249 173H247V172ZM103 172V173H102ZM187 172V173H186ZM189 172V173H188ZM212 172L214 173L215 171L214 170H212ZM58 173V174H57ZM106 173V174H105ZM181 173H183V174H185V177L181 174ZM196 173V174H195ZM253 173V174H252ZM57 174V175H56ZM62 175V176H60V175ZM67 174V176H64V175H66ZM76 174V175H75ZM115 174V175H114ZM214 174H216V172L214 173ZM0 175H1V173H0ZM26 175L27 176H30L29 178L27 177L26 178ZM54 175V176H53ZM59 175V176H58ZM182 175V176H181ZM197 175H198V177H197ZM250 175V176H249ZM262 175H263V173H262ZM25 176V177H24ZM53 177V178H52ZM54 177H57V178H54ZM73 177V178H72ZM80 177V178H79ZM177 177H180V179H182V180H180L179 178H177ZM192 177V178H191ZM194 177H196V178H194ZM249 177V178H248ZM0 178L2 179V175L0 176ZM114 178H116V179H114ZM247 178V179H246ZM27 179V180H26ZM51 181H50V180ZM67 179V180H66ZM78 179V180H77ZM178 181H177V180ZM188 179H190L191 181H189ZM26 180V181H25ZM76 180V181H75ZM95 180V181H94ZM112 180H114V181H112ZM134 179L132 178L131 180H130V182L132 183V184H134V186H136V181H133ZM181 182H180V181ZM1 181V180H0ZM49 181L51 182V183H49ZM175 181H177V182H175ZM185 181V182H184ZM188 181V182H187ZM210 183H209V182ZM247 181V182H248ZM18 182V183H17ZM56 182H57V184H59V186L58 185H56ZM81 182V183H80ZM82 182H84V183H82ZM86 182V183H85ZM92 182V183H91ZM117 182V183H116ZM187 182V183H186ZM30 183H32V184H30ZM49 184V186H48V184ZM54 183V184H53ZM64 183V184H63ZM119 183V184H118ZM177 183V184H176ZM180 183V184H179ZM184 184L185 186H183V187H186V185H187V187L188 188H186L185 189V193L183 192V194H184V196H178V194H176L175 192H177L178 191V187H180L181 186V184ZM194 183V184H193ZM226 184H228L227 182H225ZM27 184V185H26ZM46 184H47V186L50 188V190L51 191H49V189H47V186H46ZM53 184V185H52ZM83 184H84V186L85 185H87V187L85 188L84 186H83ZM93 184V185H92ZM182 184V185H183ZM188 184H191V185H188ZM260 184V185H259ZM28 186V187H26V186ZM50 185H52V188H54V186H55V188L54 189H52L51 188V186ZM77 185V186H76ZM118 185V186H117ZM179 185V186H178ZM231 185H233V186H231ZM23 186H24V188H23ZM31 186H32V188H31ZM59 187V189H58V187ZM83 186V187H82ZM111 186V187H110ZM117 186V187H116ZM176 186V187H175ZM257 186V187H256ZM20 187V188H19ZM23 188V191H25V192H22L21 193V189ZM46 187V188H45ZM57 187V188H56ZM75 187V188H74ZM80 188V187H82L81 188V193H80V189L78 190V188ZM92 187V188H91ZM113 187V188H112ZM116 187V188H115ZM173 187H175V188H173ZM61 188V189H60ZM71 188H72V190H73V192L71 191ZM113 190H112V189ZM16 189H17V191H16ZM28 189V190H27ZM55 189L57 190V191H55ZM74 189H77V190H74ZM91 189L93 190L92 192H91ZM171 189H173L172 191H171ZM256 189V190H257ZM31 190V191H30ZM52 190H54L56 193L55 194H58V195H53V193H52ZM83 190H84V192H83ZM90 190V191H89ZM111 190V191H110ZM230 190V191H229ZM236 190L237 191H241L240 189L238 190V188H236ZM262 192H261V191ZM10 191V192H11ZM20 191V192H19ZM47 191L49 192V194L50 193H52V194H50V197H49V194H45V193H47ZM53 191V192H54ZM59 191V192H58ZM61 191V192H60ZM75 191V192H74ZM95 191V192H94ZM106 191V192H105ZM112 191H115V192H112ZM119 191V192H118ZM140 191V192H139ZM243 191V192H242ZM241 192L244 194V195H246V192H245V190H242ZM17 192V193H16ZM19 192V193H18ZM58 192V193H57ZM171 192H172V194H171ZM187 192V193H186ZM211 192H213V193H221V194H223L222 196H220L219 197V199H215V197H214V194H210ZM224 192V193H223ZM16 193V194H15ZM28 193V194H27ZM106 193V194H105ZM112 193H114L113 195H112ZM128 192H126V194H127ZM26 195V197H25V195ZM30 194V195H29ZM42 194H45V195H43L42 196ZM116 194V196H114ZM129 194V193H128ZM142 194V195H141ZM193 194H196L197 196H198V199H199V203H200V205H199V203H194V201L192 200V196H193ZM16 195V196H15ZM32 195H33V197H32ZM171 195L173 196V197H171ZM181 195H182V193H181ZM20 196H22L23 197V199L20 197ZM44 196H46V197H44ZM52 196V197H51ZM56 196V197H55ZM57 196H58V198L60 199H58L57 198ZM60 196H62L64 199H62V197H60ZM66 196V197H65ZM100 196V197H99ZM138 196V197H137ZM166 198H165V197ZM25 197V198H24ZM44 197V198H43ZM48 197H49V200H47L48 199ZM70 197H71V200H73L74 198H75V201L73 200V201H71L70 200ZM110 197H112L111 198V200H113L112 201V203H111V200L109 199ZM143 197V198H142ZM179 197V198H178ZM187 197V198H186ZM69 198V199H68ZM84 198H86V199H84ZM87 198H88V200H87ZM90 198V199H89ZM93 198V199H92ZM114 198V199H113ZM154 198V199H153ZM170 198V199H169ZM183 198L186 200V201H188L187 199H189V201L188 202H185V200H183ZM229 198H231L230 200H229ZM30 199V200H29ZM51 199H53V202H52V204L51 203H49V202H51L52 200ZM67 199L69 200L68 202H67ZM82 199H83V201H82ZM151 199V200H150ZM168 199V200H167ZM249 199V198H248ZM45 200H47V201H45ZM55 200V201H54ZM58 200H59V204H58ZM63 200V201H62ZM65 200H66V202H65ZM101 200V201H100ZM116 200V201H115ZM139 200V201H138ZM154 200V201H153ZM184 201L185 203L183 204V202L182 201ZM249 200H253V199H249ZM57 201V202H56ZM85 201V202H84ZM100 201V202H99ZM144 201H146V202H144ZM181 201V202H180ZM241 201V202H240ZM46 202V203H45ZM63 202V203H62ZM67 204H65V203ZM72 202V203H71ZM75 202V203H74ZM83 203V204H80V203ZM102 202V203H101ZM189 202H190V204H189ZM57 203V204H56ZM61 203H62V205H61ZM70 203V204H69ZM94 203L95 205H92V204ZM104 203V204H103ZM49 204V205H48ZM54 204V205H53ZM75 206H73V205ZM76 204V205H75ZM80 204V205H79ZM88 204H90V206H88ZM103 204V205H102ZM115 204V205H116ZM142 204V205H141ZM154 204V205H153ZM172 204H173V206H172ZM186 204V205H185ZM187 204H189L188 206H187ZM48 205V206H47ZM59 205V206H58ZM64 205H66V206H64ZM79 205V206H78ZM106 205V204H105ZM137 205V206H136ZM144 205V206H143ZM183 205H185V207L183 206ZM201 205L202 206H204L206 209H202L201 208ZM50 206V207H49ZM56 206V208H54V209H57L58 210V208H59V210H62V211H60L59 212V210L57 211V210H54L53 209V207H55ZM62 206V207H61ZM68 206V207H67ZM82 206V207H83ZM95 206V207H94ZM149 207V209L151 210V211H149V212H147V213H145L144 214V212L143 211H145L146 210V207ZM153 208H152V207ZM155 206V207H154ZM181 206H183V208H181ZM251 206H253V209H254V211H256V214L254 213V214H252V217H250L251 219H255V221L253 222V223H257V225H259V221L258 220H260L262 223H264L263 221H264V214H261L260 212H261V209H264V197H263V199L261 200V201H254V202H252L251 203ZM64 207V208H63ZM170 207H172V208H170ZM174 207V208H173ZM179 207V208H178ZM201 209H200V208ZM30 208H32V209H35L36 207H35V205L34 206H31ZM62 208V209H61ZM71 208H73V209H71ZM89 208V210L92 208L93 210H90L89 211V213H88V209ZM188 208V209H187ZM51 209V210H50ZM52 209L54 210V211H52ZM68 209V210H67ZM135 209H137V210H135ZM145 209V210H144ZM148 208H147V210L146 211H148L149 210ZM155 209V210H154ZM156 209H157V211H156ZM174 210V211H170V210ZM176 209H178V210H176ZM185 209V210H184ZM49 210V211H48ZM130 210V211H129ZM134 210V211H133ZM187 210V211H186ZM52 211V212H51ZM122 211V210H121ZM159 211V212H158ZM32 212H34V210L32 211ZM63 212V213H62ZM68 212H70V213H68ZM91 212H92V215H91ZM95 212V213H94ZM129 212V213H128ZM171 212H173V213H171ZM258 212V213H257ZM150 213V214H149ZM156 213H158V214H156ZM161 213V214H160ZM205 213V214H206ZM228 213V214H227ZM243 213V214H242ZM64 214V215H63ZM88 214V215H87ZM196 214V215H195ZM258 214V215H257ZM152 215H153V219H152ZM169 215V216H168ZM194 215H195V217H197V218H194ZM67 216V217H66ZM87 216V217H86ZM164 216L165 217H167L166 219H164ZM234 216V217H233ZM109 217V218H108ZM162 217V218H161ZM203 217H205V216H203ZM258 217H259V219H258ZM35 219V220H33V219ZM67 218V219H68ZM162 219V221L160 222V223H162V225L160 224V223H158L157 221H158V219ZM148 219V220H147ZM156 219V220H155ZM195 219V220H194ZM258 219V220H257ZM31 220V221H30ZM53 220V221H52ZM87 220H89V221H87ZM139 220V221H138ZM144 220V221H143ZM166 220V224H165V222H164V224H163V221H165ZM190 220H191V222H190ZM194 220V221H193ZM258 222H257V221ZM134 221V220H133ZM188 221H189V224H188ZM233 221H236V223L235 222H233ZM24 222L26 223V222H28V223H26V224H24ZM33 222H35L34 224H33ZM36 222H37V224H36ZM90 222H91V224H90ZM154 222V223H153ZM178 222H179V224H178ZM208 222H210V221H208ZM51 223H52V227H51ZM91 225V227L89 226V224ZM157 225H156V224ZM172 223V224H171ZM235 223V224H234ZM255 223V224H256ZM42 225L43 226V229H42V226H40V225ZM49 224H50V227H49ZM171 224V225H170ZM239 224V223H238ZM245 226H247L248 227V224H250V220H248L247 221V223H243ZM254 224V225H255ZM26 225V226H25ZM28 225V226H27ZM38 225H39V227H38ZM47 225V224H46ZM53 225H54V227H53ZM57 225V226H56ZM75 225V226H74ZM79 225V226H78ZM82 225V226H81ZM146 225V224H145ZM192 225H193V227H192ZM260 225H262L261 223H260ZM24 226V227H23ZM87 228H86V227ZM159 226H161V227H159ZM164 226V227H163ZM191 226V227H190ZM239 226V227H238ZM262 226H264V224L262 225ZM27 227V228H26ZM33 227V228H32ZM45 227H48V230H47V228L46 229H44ZM59 227V228H58ZM71 227V226H70ZM88 227H89V229H88ZM93 227V228H92ZM95 227V228H94ZM157 227H158V229H157ZM176 227V226H175ZM173 228V229H175V230H177L176 228ZM186 227V228H185ZM211 227V226H210ZM23 228H25L24 229V232L22 231L23 230ZM51 228H53L54 229V231H53V229L51 230ZM91 228V229H90ZM51 231H50V230ZM84 229H86V230H88L87 232H88V234L86 233V231L84 230ZM92 229H94V231H96V229H97V232H93V230ZM117 229H119V230H117ZM233 229V228H232ZM5 232H4V231ZM34 230V231H33ZM37 232H36V231ZM47 230V231H46ZM165 230V231H164ZM210 230V231H209ZM6 231L8 232V234L6 233ZM15 233H14V232ZM49 231V232H48ZM91 231V232H90ZM145 231V232H144ZM4 234V235H9V237H10V239L8 240V238L9 237H7V236H4L2 233ZM27 232V235L26 234H24V233H26ZM38 232L40 233L39 234V236H38ZM61 232H62V234H61ZM120 232V231H119ZM161 232H162V234H161ZM259 232H261V234L259 233H256L258 236H260V239L262 238V239H264L263 238V235H264V233L262 232V231H259ZM37 233V234H36ZM87 234L88 235V237H87V235L85 234V235H83V234ZM91 233V234H90ZM95 233H96V235L98 236L99 234L101 235V236H96L95 237ZM249 233V235L251 234V236H252V238H256V240H258L259 239V237H255L254 235L255 234H252L251 233V231H249L248 232ZM11 234H12V237H11ZM19 234H22V236L20 235L19 236ZM31 234V235H30ZM33 234V235H32ZM36 234V235H35ZM61 234V235H60ZM93 234V235H92ZM117 234V233H116ZM140 234V232H138L137 233V235H139ZM213 234H215V235H213ZM2 235H3V237H6V239L4 238L3 239V237H2ZM13 235H15V236H13ZM30 235V236H29ZM51 235V236H50ZM92 237H91V236ZM110 235V236H109ZM19 236V238L18 239H16L17 237ZM24 236V237H23ZM85 236H86V238H85ZM109 236V237H108ZM250 236V237H251ZM15 237V238H14ZM22 239H21V238ZM32 239V243H31V240L29 239ZM50 237H51V239H50ZM66 237H68V238H66ZM79 237H80V239H79ZM95 237V238H94ZM212 237V238H211ZM13 238V239H12ZM25 238H27V239H25ZM33 238H34V240L35 241H37V243H38V245L36 244H33ZM63 238V239H64ZM74 238V239H73ZM85 239V241L83 240V239ZM94 238V239H93ZM251 238V239H252ZM14 239H16V240H18V241H14ZM30 240V241H25V240ZM40 239V240H39ZM46 239H47V241H46ZM78 241H77V240ZM89 239H91V241H90V243H88V241H89ZM5 241V243H4V241ZM22 240V241H21ZM25 241V244H23L24 243V241ZM41 240L43 241V243H41ZM66 240H69V241H66ZM77 241V243L75 244V241ZM79 240L81 241V243H79ZM105 240V241H104ZM10 241H11V243H10ZM20 241H21V243H20ZM82 241H83V243H82ZM86 241H87V243H86ZM224 241V240H223ZM14 243V244H13ZM20 243V244H19ZM27 243V244H26ZM29 243V244H28ZM69 243H71V244H69ZM74 243V247H73V244ZM160 243V244H159ZM169 243H170V245H171V248H170V245H169ZM7 244H9V245H13V248H12V246H8V248H7V246L5 247H3V245H7ZM22 244V245H21ZM32 244H33V246H32ZM39 244H42V245H39ZM47 245V247H46V245ZM69 244V245H68ZM82 245V246H79V245ZM90 244V245H89ZM162 244V245H161ZM14 245H16V246H14ZM20 245V246H19ZM71 245H72V247H71ZM89 245V246H88ZM158 245H160V246H162V248H163V252L162 251H157V250H159V249H157V247H158ZM164 245V246H163ZM169 245V246H168ZM18 246V247H17ZM29 246V247H28ZM37 246V247H36ZM40 246V247H39ZM42 246H43V249H42ZM56 246V245H55ZM77 246V247H76ZM159 246V247H160ZM227 246V245H226ZM10 247H11V249L13 250V251H16V252H14L15 253V256L13 257L10 253H9V249H10ZM21 247H22V249H21ZM27 247H28V249H27ZM33 247V248H32ZM57 247V246H56ZM55 247V248H56ZM66 247V248H65ZM70 247V248H69ZM80 247V249L81 248H83L81 251H83V250H87L89 247H91V248H89L88 249V251H83L82 253L80 252V249H78ZM84 247H86L85 249H84ZM2 248H4V250L2 249ZM6 248V249H5ZM17 248V249H16ZM18 248H19V250H18ZM165 248V249H164ZM16 249V250H15ZM30 249H31V251H30ZM34 249H36V251L33 250ZM45 249V250H44ZM52 249V250H51ZM66 249H67V251H66ZM72 251L73 252V254L75 253L77 256H74L73 254V256H71V253H69L70 251ZM76 249V250H75ZM79 251H78V250ZM108 249V250H107ZM170 249H172V253L170 252ZM8 251V253L10 254V255H6V253H7V251ZM147 250H149V251H147ZM168 250H169V252L171 253L170 254V256H168L167 254H166V252H168ZM28 251V252H27ZM43 251V252H42ZM74 251H76V252H74ZM147 251V252H146ZM21 252H24V253H27V255L26 254H24V253H21ZM30 252H31V255H33L34 256V254L36 255L34 258H33V256H31L30 255ZM34 252V254H32ZM46 252V253H45ZM61 252H63V253H61ZM79 252V253H78ZM149 252V253H148ZM158 252H160V254H163L162 256L158 253ZM164 252H165V254H164ZM21 253V254H20ZM44 253V254H43ZM70 255H69V254ZM84 253L86 254V255H84ZM29 254V255H28ZM44 256H43V255ZM78 254H80V255H78ZM159 254V255H158ZM173 254V255H172ZM3 255V256H2ZM24 256L25 255V257H19V256ZM40 255H41V257H40ZM63 255L64 256H66L65 258H62L63 257ZM83 255V256H82ZM9 256H12V257H9ZM16 256H18V257H16ZM26 256H29V257H26ZM61 256V257H60ZM69 256H71V257H69ZM80 256H82L81 258H80ZM86 257V259H84L85 257ZM147 256H149L148 257V259L146 258ZM166 256H168V258H166ZM32 258V259H29V258ZM39 257V258H38ZM78 257V259H76ZM18 260H17V259ZM25 259L26 260V258H27V260H26V262L25 261H22V259ZM69 259V263H68V259ZM146 258V259H145ZM166 260H165V259ZM170 258V259H169ZM16 259V260H15ZM29 259V260H28ZM39 259V260H38ZM41 259V260H40ZM167 259H168V261H167ZM32 260H34V262L32 261ZM58 260L60 261V262H58ZM82 260V262H80V261ZM87 261V262H83V261ZM253 260V261H252ZM28 261H30V262H28ZM167 261V262H166ZM24 262V263H23ZM28 262V263H27ZM166 262V263H165ZM181 262V263H180ZM239 262V263H238Z\"/></svg>", "mask_w": 264, "mask_h": 264}, {"label": "bare ground", "instance_id": "bare-ground-1", "mask_svg": "<svg viewBox=\"0 0 264 264\" xmlns=\"http://www.w3.org/2000/svg\"><path fill=\"white\" fill-rule=\"evenodd\" d=\"M9 2H8V4L5 6V5H3L4 4V2H5V0H0V10L1 9H4L3 8V6L6 8V15L8 16V18H9V20L11 21V22H9V23H11V29L9 30V31H11L12 30V32L14 33V35H12L11 36V39L9 40V42H10V46H2V48H1V45H0V49L3 51V53H5V51H7L6 52V54H4L6 57H5V59H3V60H5V61H2L1 59V62H4L3 64V66H4V70L5 71H7L8 73H9V75H5L6 73H4V71H3V73H4V75H2L3 73H1V76H0V86L2 87L1 89H3L2 91H0V101L1 100H5V99H8V98H12L13 99V101H12V106L11 107H7V110H5L6 109V107H5V109H4V111H6L5 112V114L3 113V114H0V130L3 132V134L4 135H6L7 137H8V139H10V141H12L11 142V146L14 144L15 145V148L14 147H12V148H10V147H7L8 148V150L9 149H12V151H10L9 153L7 152V150H6V152L7 153H0L1 155H0V173H1V175H2V179L0 178V230H1V228H6V229H8V230H14L13 232L17 235V232H19V231H16V229H14L15 227H18L19 225L20 226H22L21 224L23 223V221H24V218L27 216L28 217V215L29 214H33L34 215V217H35V219H33V220H35V221H37L38 223H40V224H45V226H48V223H50L51 222V216L53 215V213L55 212L54 210H57V209H54V208H56V206L55 207H53V209H52V211H54V212H52V214H47V211L45 210V208H44V206H43V203H42V200L43 199H41V193H43V187H44V185H45V183H46V181L48 180V177L52 174V173H54V175H55V173L56 172H58V170H59V173H60V169H58V167H60V166H52L51 164L52 163H55V161L54 162H52V163H50V164H48V160L50 159V158H52V156H50L52 153H51V151H49V153H50V155L48 154V150H44L43 148V150H39V151H37V149H36V151H28V152H23L24 151V149H23V151H22V149H20V145L18 146V147H16V143H18V142H15V140L17 139H15V136L16 135H14L13 133H12V130H13V132L15 131L13 128H14V124L12 123L13 122V120L15 119V118H17L18 116L20 117L22 114L20 113V111H25V110H20L21 109V106H26L25 104H23L22 105V102L24 101V100H22L23 99V94H22V90L23 91H25V92H29V93H31V91H29V90H33V92L36 90V91H38L37 89H38V87H44V89L45 88H48V87H52L53 85H54V87H58V86H61L60 84L61 83H63L62 82V79H63V77H66V79H67V77H69L70 75H68L67 74V72H63V68L61 69L62 70V72H61V70H57V71H60V73L58 72H56V70H55V62H54V67L52 66V64L51 65H47V64H44L45 62H41V63H39V62H37L38 61V59H37V55H36V52H34L33 50H31L30 49V47H31V45H30V47H25V49H24V52H23V54L21 55V61H22V64H21V66L19 65V67H21L18 71H17V69L19 68L18 66H17V68L15 69V70H13V71H11L12 70V68H13V65H16L15 64V57H17L18 58V55L16 56V51L17 50H20V49H18L19 47V45H21L22 44V42H24L23 40H24V38H23V33H25V35L27 36L26 38H27V40L26 41H29L30 40V42H32L31 40H33V39H42V40H44V41H46V43H47V45L49 46V47H51L50 45H52V47L54 46V44L58 41V39H59V36L61 35L60 34V32L63 34V32L62 31H64V32H66V33H68V32H70L71 31V33H72V31L74 30V29H79V28H82V27H85L87 24H89L90 22H92V21H90V14H91V12H90V14L89 15H87V14H85L84 13V15L83 16H81V14L80 15H78V16H80V17H77L76 16V14L73 16L72 14V12L74 11L73 9H72V7L73 6H77L76 5V3L79 1V0H66V4L64 3V7H61L59 4H58V2L57 3H53V1L54 0H25L26 1V5H27V7H25V9H23L22 11H21V14L19 15V13L17 12V0H8ZM20 1V0H19ZM134 1H136V2H134ZM152 1V0H151ZM151 1L150 0H108V4L110 5V6H113V8H114V11H113V13L114 12H116L117 14H118V16H122L121 18L120 17H117V18H120L119 19V22H121L122 23V27H127L128 26V23H129V17L130 16H133V15H138L139 13V15L136 17V21L137 22H147L148 20H150V19H152V18H156V17H158V15H159V8H160V5H161V3L164 1V0H156L155 1V3L152 1V3L154 4L152 7H151V9H149L148 10V12H146L145 11V9H146V6L147 7H149V3H151ZM205 1V0H204ZM222 1V0H221ZM240 1H244V0H239V1H234L235 3H236V6L238 5V6H240V7H245L244 6V4L243 5H241L242 3H244V2H242L241 4H240ZM259 1V0H258ZM21 2V1H20ZM24 2V1H23ZM91 2V1H90ZM90 2H88V3H90ZM228 2H229V0H226V2H225V5H224V7H222L218 12H216L217 13V15L218 16H221V17H223V16H233V15H235V14H233L230 10H229V8L230 7H228ZM219 3H220V1H219ZM223 3V2H222ZM258 3H260V5L261 6H263L264 7V0H260V2H258ZM79 5H80V3H78ZM249 4V3H248ZM24 5H25V3H24ZM84 5V4H83ZM222 5V4H221ZM85 6V5H84ZM82 8H83V6H81ZM91 7V6H90ZM257 7V6H256ZM79 8V7H78ZM72 9V10H71ZM90 9V8H89ZM92 9V8H91ZM100 9V8H99ZM72 12H71V11ZM80 10V9H79ZM1 11H3V10H1ZM71 13H70V12ZM77 11H78V9H77ZM100 12L101 13V11L100 10H98L97 9V11H95L94 12V10H93V12L94 13H96V12ZM103 12L102 13H104L105 15H108L109 13H111V11H110V9H108V8H106V9H104V10H102ZM60 12H64V14H67V15H65L66 17H65V19H63V20H61V19H59V15H58V19L59 20H61V22L59 23L58 22V20L56 21V19L54 18V16H56L58 13H60ZM66 12V13H65ZM68 12H69V14H68ZM75 12H76V9H75ZM74 12V13H75ZM80 12V11H79ZM83 12H86V10L85 11H83ZM83 12H82V14H83ZM253 12V11H252ZM4 13V12H3ZM172 13H174V9L173 8H169V11H168V17H170L171 16V14ZM38 14H41L42 16H44V17H41V21L39 22V23H37V24H34L32 21H33V17L35 16V15H38ZM71 14V15H70ZM78 14V13H77ZM97 15L99 14V13H96ZM115 14V13H114ZM264 14V13H263ZM109 15H111V14H109ZM108 15V16H109ZM23 16V18L25 17V19L28 21H26L27 22V24L24 26V31H23V33L22 32H20L19 31V29H21V28H19V27H15V21H16V18H18V17H22ZM40 16V15H39ZM103 16V15H102ZM107 16V17H108ZM117 16V15H116ZM190 16V15H189ZM0 17H1V14H0ZM115 17V16H114ZM205 17V16H204ZM204 17H203V19H204ZM93 19H94V16L92 17ZM91 18V19H92ZM105 18V17H104ZM109 18H113V17H109ZM116 18V17H115ZM116 18V19H117ZM97 19V18H96ZM106 19H108V18H106ZM122 19V20H121ZM202 19V20H203ZM219 19V18H218ZM100 20V19H99ZM112 21V23H113V21H115V20H113V19H111ZM121 20V21H120ZM221 20V19H220ZM90 21V22H89ZM96 21H98V20H96ZM104 21H105V19H104ZM104 21H101V23H103ZM108 21H110V19H108ZM203 21H205V20H203ZM57 22V23H56ZM99 22V21H98ZM117 22H118V20H117ZM114 23L113 24V26H114V28H112L111 30H109L108 32H110L109 34L108 33H103V35H102V38H100L101 40H103L104 41V47L105 46H117L118 44H120V46H124V43H125V41L122 39V37H120L119 35H117V31H119L118 30V26H116L118 23ZM136 22V23H137ZM246 22V21H245ZM249 22V21H248ZM59 23V24H58ZM97 23V22H96ZM95 22H93V24H96ZM215 23H217V22H215ZM247 23V22H246ZM56 24H58L59 26H58V28L56 27ZM92 23H91V25H93ZM104 25L106 24V21H105V23H103ZM108 24V23H107ZM214 24V23H213ZM251 24V23H250ZM8 25V24H7ZM109 26H110V24H108ZM221 26H223L222 24H220ZM242 25H243V27H241V25L240 26H236V25H234V26H231V28L233 29V31L235 32V30L237 31L238 30V33L240 32V34L239 35H241V36H243L244 34L245 35H250L251 34V29H248V28H250V27H248V24L246 25L245 23H242ZM246 25V26H245ZM263 26H264V24H262ZM88 26V25H87ZM86 26V27H87ZM100 26V25H99ZM112 26V25H111ZM213 26V25H212ZM250 26V25H249ZM251 26H253V25H251ZM260 26V25H259ZM258 26V28H260ZM1 27V26H0ZM7 27H9V26H7ZM90 28H91V26H89ZM103 29H104V26L102 25L101 26ZM106 27V26H105ZM108 27V26H107ZM106 27V28H107ZM182 27H187V29L190 27L189 26V22L187 21V19H186V21H182V20H180V21H178L176 24H175V26L173 27V30L170 32V34H168V33H166V35H165V33H164V31L163 32H160V33H157V35H153V36H150V37H147L146 35H139V37L136 39V41H135V43H134V45H133V52H131V54L130 55H128V59H129V62H134V63H136L137 64V67H138V69L137 70H139L138 72H137V74L136 75H133V77H135L134 78V80H132L131 82H132V86H131V84H130V86H131V88L133 87L134 89H133V91L131 92V94L129 95V96H127L128 94H126V92H125V94H126V96L125 97H122V95H118V96H116V98H114V100H113V98H112V100H109V102L108 103H106V104H101V105H103L102 107H100L101 109H100V111L99 112H97V113H95L96 114V116H95V114L93 113V111H92V113L91 114H94V115H92V116H95V117H97V116H104V117H102L103 119H101L100 120V123H99V125H101V124H104V123H108V122H111L114 118H115V116H117V117H119V116H121V118L123 117H126V116H129L128 114H134V113H136V115H138V116H140V117H142L143 119V121L145 122L144 124L147 126L146 128H144L143 129V127L141 128L140 127V129L142 130H146L147 131V133H151L153 130H158V129H153L152 128V124H150V117L149 116H154L155 117V107H157V106H154V102L157 100V99H160L161 98V100L163 99L162 97H164V95H165V93H167V91H168V89L170 88L171 89V87H169L170 86V84H171V79L169 80L168 78H167V72H166V65H165V67L163 66L162 67V65H163V63L162 62H160V63H162V65L160 64L159 65V61H157L158 62V64L156 65V62H154L155 60H160L161 58H162V56H163V52L161 51V52H156V51H158L157 49H156V51H154V50H152V51H154V53H149V51H148V53L146 54V49H145V47L146 46H150V45H154V44H163L164 45V43L166 42V40H169V38L170 39H173L174 37H175V35H177V34H175V33H177ZM224 27H227V26H224ZM257 27V26H256ZM256 27H253V28H256ZM262 27V26H261ZM109 28V27H108ZM162 28V27H161ZM258 28H256L255 30H254V33H257L256 32V30L258 29ZM264 28V27H263ZM7 29V28H6ZM219 29L220 30H222L223 28H219V25L218 24H214V30L215 31H219ZM227 29H228V27H227ZM232 29H230L231 30V32H230V34L228 35V37H227V39L225 40V39H222V38H219V39H217L216 40V42H215V50L216 51H214L213 52V55H212V53H210L211 55L210 56H205V58H201V59H204V62L205 63H210V65H207L206 67H205V71H204V76H205V81H202L201 83H200V90L198 91V94H197V91L195 92V90H193V89H188V90H190V92L188 91L187 92V94L189 93V96H187L188 97V99H186V103H185V105L182 103L181 104V109L178 111V113H177V115H176V117H175V120H174V123L172 124V127H171V131H170V133L168 134L169 136L167 137V141H166V143H164V144H162L160 141H157L156 143H153V142H151V140L150 139H148V138H146L145 137V134L143 135L146 139H142V140H144V142L147 144V146H145L144 144V146H145V148L143 147V148H140V147H142V144H141V146L140 147H135V148H130L131 146L130 145H127L128 144V142H127V144L125 145V146H123V144H121V142H123V140H126V135H127V131H129V130H127V131H122V133L120 134V135H118L117 136V133H115V131H114V135L113 134H110V133H108V132H106V134H104V136L102 135V136H100V135H95L96 134V132H95V134L94 135H91L90 133V135H88V136H86V134L84 135V137H81L80 136V138L78 139L77 138V143H76V146L77 145H79V146H86V145H88V144H96V143H108V145H109V142H111V144H110V146L111 147H113L114 149L111 151V153L112 152H114V153H116L117 154V158H118V161H116V162H119V165H118V167H114L115 169H114V173H116V178H114V179H116V180H118V182L120 183V185L122 186V190H121V195H120V192H119V196H118V198H117V200L120 202L119 204L121 205V206H123L125 209H127L126 207H125V205H128V204H132V205H135L134 204V201H135V199H136V195H135V192H136V190H138L137 188L139 187V186H144V185H147V187H149L150 189H152V190H154L155 192H157L156 194H153L152 196L151 195H148L147 193H143L144 195H143V197L145 198H150V197H155V202L157 203V208H159L161 211L160 212H162V211H164V213L163 214H166V210H167V212L169 211L168 210V207L167 208H165V206L167 205L168 206V203H170L169 201H166V204H165V201H164V199H163V195H167V194H170V185L172 184L171 182H172V180H174V178L178 175V174H180L179 173V170H182L181 172H185V171H187V170H185V167H188L187 165H190V164H192V163H194V162H196L197 164H198V166L196 167V168H192V170L194 169V171H195V169L196 170H200L201 171V173L203 174V175H205L204 177H206V179L207 180H209L210 182H214L215 184L214 185H216L217 184V186H218V190L220 189V191L222 190V191H228V189H231V187L229 188V184H233V185H235L234 186V188L236 187V188H238V190L240 189H242L243 190V188L244 187H246L247 189L248 188H251V189H254V191L257 189V188H254V187H251L250 185L251 184H249V181H250V179H247V180H245V178L244 177H246L247 175H245L244 176V174H245V169H246V165L247 164H245L241 159H239L238 158V156H241V155H239V154H242V153H239V150H241L240 148H238L239 147V142H242L243 140L242 139H245V137H246V134H245V137H244V135L242 136L241 135V133L242 134H244V132H242L241 130L243 129L242 128V126L244 127V126H246V122H250L251 121V123H253L252 121L253 120H255V122H257V124L260 126V128H261V130L263 131L264 130V100L263 101H260L261 103H259V104H256V105H254V103H253V99L251 100L250 98L251 97H253V96H251L250 97V93H252L253 92V90H251L250 92H248L250 89V87L251 86H249L248 85V83H247V81H254V80H247V78H249L250 76H252V74H254V70L256 69V68H254L253 67V69L254 70H252V69H247V66H246V68L245 67H240V69L239 68H237L238 66H240V65H238V62H239V60H241V59H245V57H243V55H244V53H249V52H251V55L252 56H254V57H260V58H263L264 59V51H263V49H264V47H263V49H260L259 47V49L258 48H256V47H253V45L255 44H252L251 43V41H248V40H243L240 36H238L237 34L236 35H233L232 34ZM262 29V28H261ZM98 30H99V28H98ZM127 30V29H126ZM155 30V29H154ZM162 30V29H161ZM213 30V29H212ZM224 30H225V28H224ZM229 30V29H228ZM250 30V31H249ZM134 31H136V30H134ZM141 31V30H140ZM226 31V30H225ZM260 31V30H259ZM258 31V32H259ZM91 32H93V31H91ZM143 32V31H142ZM145 32V31H144ZM224 32V31H223ZM227 32V31H226ZM233 32V33H234ZM263 32V31H262ZM96 33V32H95ZM136 33H137V31H136ZM236 33V32H235ZM60 34V35H59ZM65 34V33H64ZM63 34V35H64ZM94 34V33H93ZM115 34V39L113 40V35ZM127 34V33H126ZM258 34H260V33H258ZM263 34V33H262ZM0 35H1V33H0ZM24 35V36H25ZM67 35V34H66ZM133 35H135L134 33H133V31L132 30H129V33L127 34V37H126V39H128V38H130V37H132ZM248 35V36H249ZM252 35V34H251ZM261 35V34H260ZM3 37V36H2ZM60 37H62V36H60ZM71 37V36H70ZM101 37V36H100ZM177 37V36H176ZM245 37V36H244ZM251 37V36H250ZM252 37H253V35H252ZM256 38H258V39H260V41L263 39L264 40V36L262 37V36H255ZM64 38V37H63ZM190 38V37H189ZM249 38V37H248ZM254 38V37H253ZM61 39V38H60ZM59 39V40H60ZM66 39V38H65ZM74 39V38H73ZM77 39V38H76ZM80 39V38H79ZM191 39V38H190ZM72 40V39H71ZM174 40V39H173ZM3 41V40H2ZM193 41V40H192ZM63 41H60L59 42V44L60 43H62ZM65 42V41H64ZM67 42V41H66ZM71 42V41H70ZM72 42H73V40H72ZM226 42H231L232 44H234V46H236V47H238V49H241L242 50V53H243V51H244V53H243V55H242V53L240 54L239 52H236V51H233V52H228L227 50H224V44L226 43ZM256 42V41H255ZM29 43V42H28ZM34 43V42H33ZM36 43V42H35ZM74 43V42H73ZM257 43V42H256ZM258 43H259V40H258ZM260 43H262V42H260ZM57 44H58V42H57ZM68 44V43H67ZM70 44V43H69ZM77 44V43H76ZM229 44V43H228ZM252 44V45H251ZM29 45V44H28ZM33 45V44H32ZM65 45V44H64ZM63 45V46H64ZM71 45V44H70ZM78 45V44H77ZM256 45H258V44H256ZM262 45V44H261ZM73 46V45H72ZM76 46V45H75ZM74 46V47H75ZM40 47V46H39ZM42 47V46H41ZM54 47H56V45L54 46ZM65 47V46H64ZM68 47V46H67ZM71 47V46H70ZM235 47V48H236ZM33 48V47H32ZM38 48V47H37ZM44 48H46V47H44ZM62 48V47H61ZM163 48V47H162ZM162 48H161V50H162ZM57 49V48H56ZM68 49V48H67ZM70 49V48H69ZM68 49V50H69ZM73 49V48H72ZM108 49H110V48H108ZM145 49V50H144ZM205 49V48H204ZM67 50V51H68ZM71 50V49H70ZM69 50V51H70ZM75 50H76V48H75ZM164 50V49H163ZM209 50V49H208ZM234 50V49H233ZM237 50V49H236ZM36 51V50H35ZM66 51V50H65ZM67 51L65 52L66 54H67ZM145 51V52H144ZM152 51H150V52H152ZM205 51H207L206 49H205ZM231 51V50H230ZM38 52V51H37ZM62 52H64V49H63V51H61V49H59V50H57V51H52V55L54 56V57H59L60 59H61V61L62 60H64L66 63H68L67 62V60L68 59H70V58H68V55H65V53H62ZM75 52H77V51H75ZM156 52V53H155ZM209 52V51H208ZM2 53V54H3ZM69 54V53H68ZM71 54V53H70ZM165 54H166V52H165ZM4 55H2L3 57H4ZM39 55V54H38ZM203 55V54H202ZM205 55H208V54H206V52H205ZM1 56V57H2ZM40 56V55H39ZM187 56H188V54H187ZM215 56H217V58H219L218 59V61H214L213 62V58L215 57ZM246 56V55H245ZM45 57V56H44ZM94 57V56H93ZM92 57V58H93ZM96 57V56H95ZM203 57V56H202ZM247 57V56H246ZM46 58V57H45ZM77 58V57H76ZM80 58V57H79ZM78 58V64L76 63L75 64V62L73 63V64H75V65H80L82 62L81 61H84V60H81V59H79ZM82 58V57H81ZM83 58H85V57H83ZM90 58V57H89ZM112 58H113V56H112ZM166 58H169V57H166V55H165V59ZM216 58V57H215ZM251 58V57H250ZM42 59V58H41ZM44 59V58H43ZM52 59V58H51ZM88 59V58H87ZM86 58H85V60L86 61H84V62H86L87 63V61H89V60H87ZM200 59V60H201ZM249 59V58H248ZM257 59V58H256ZM17 60V59H16ZM52 60H54V59H52ZM51 60V62H53ZM55 60H57V59H55ZM73 60V59H72ZM92 60V59H91ZM90 60V61H91ZM162 60V59H161ZM251 60V59H250ZM19 61V60H18ZM20 61V62H21ZM43 61V60H42ZM59 61V60H58ZM80 61V62H79ZM164 61V64L165 63H167V61H165V60H163ZM172 61V60H171ZM183 61H184V59H183ZM244 61V60H243ZM245 61H248L247 59L245 60ZM244 61V62H245ZM251 61H253V60H251ZM256 61V60H255ZM49 62V61H48ZM47 62V63H48ZM111 62V61H110ZM115 62V61H114ZM249 62V61H248ZM248 62L246 63V64H248ZM70 63V62H69ZM183 63H185V62H183ZM2 64V63H1ZM64 64V63H63ZM73 64H71L72 66H73ZM83 64V63H82ZM111 64H113V62H111ZM135 64V65H136ZM200 64H201V62H200ZM204 64V63H203ZM254 64V63H253ZM252 64V65H253ZM67 65V68H69V70H72V66H71V69H70V67H69V65L68 64H66ZM65 65V66H66ZM90 65V67H89V69L91 70V71H93L92 69H91V63L89 64ZM89 65H85L84 64V67L86 66H89ZM118 65V64H117ZM202 65V64H201ZM206 65V64H205ZM204 65V66H205ZM251 65V66H252ZM258 65V64H257ZM257 65L255 66V67H257ZM261 66H262V70H263V72H264V65H262V64H260ZM1 66V65H0ZM64 66V65H63ZM116 66V65H115ZM122 66H126V65H122ZM170 66V65H169ZM237 66V67H236ZM244 66V65H243ZM260 66V67H261ZM78 67H80V66H78ZM83 67V68H84ZM105 67V66H104ZM117 67V69H113L112 71H114L113 73H115V75H116V77L114 76V78H116L117 80H118V82L119 83H117V84H115L114 85V87H111L110 89H109V91L110 92H113V95H114V93H118V94H121V90H123L122 88V86H121V79H120V77H121V73H120V71H119V69H121L122 67L120 66L119 67V65L118 66H116ZM172 67V66H171ZM57 68V67H56ZM74 68H75V66H74ZM74 68H73V70H74ZM195 68H197V67H195ZM258 68H259V66H258ZM86 69H88V68H86ZM260 69V68H259ZM64 70H65V68H64ZM67 70V69H66ZM65 70V71H66ZM76 70V69H75ZM106 70V69H105ZM136 69H135V71H137ZM0 71H1V69H0ZM80 71V70H79ZM82 71H84V70H82ZM88 71V70H87ZM169 71H170V69H169ZM215 71H219V74H218V76L217 77H215L214 76V74H213V72L215 73ZM2 72V71H1ZM75 72H77V70L75 71ZM81 72V71H80ZM86 72V71H85ZM194 72V71H193ZM255 72H257L258 73V69H257V71H255ZM7 73V74H8ZM87 73V72H86ZM88 73H90V72H88ZM87 73V74H88ZM112 73V72H111ZM136 73V72H135ZM134 73V74H135ZM78 74H80V73H78ZM84 73H82L81 75H80V77L78 78V79H80L81 77H82V75H83ZM91 74H92V72H91ZM109 74V73H108ZM170 74H171V72H170ZM191 75H192V72L190 73ZM216 74H217V72H216ZM264 74V73H263ZM263 74H261V76L263 75ZM65 75V76H64ZM74 75H75V73H74ZM73 75V76H74ZM93 75V74H92ZM113 74H111V76H112ZM258 76H259V74H257ZM87 76V75H86ZM89 76L91 77V75L89 74ZM105 76V78H107V73L104 75ZM185 76V75H184ZM190 75H188V77H189ZM196 76H197V73H193V77L196 79ZM253 76H255L256 77V73H255V75H253ZM90 77H88L89 79H90ZM130 77V76H129ZM191 77V76H190ZM41 79V83L39 82V83H37L36 82V79ZM54 78H57L56 80H57V82L56 83H54ZM71 77H69V79H70ZM84 78H86L85 76H83V79ZM123 78V77H122ZM132 78V77H131ZM193 78V79H194ZM254 78V77H253ZM252 78V79H253ZM263 78V77H262ZM261 78V79H262ZM65 79V78H64ZM72 79H75L74 77L72 78ZM76 79H77V77H76ZM184 79H185V77H184ZM190 79V78H189ZM202 79H204L203 77H202ZM260 79V80H261ZM71 80V79H70ZM70 80H67L66 82H67V85H68V87L67 88H69V89H66L65 87V90H71L70 92H77V91H79V90H81V85L80 86H77V87H75V85H73L74 83H73V81H70ZM88 80V79H87ZM121 80V81H120ZM128 80V79H127ZM175 80V79H174ZM174 80H172V81H174ZM188 80V79H187ZM38 81V80H37ZM40 81V80H39ZM81 81V80H80ZM104 81V80H103ZM181 81V80H180ZM186 81V80H185ZM189 81H191V80H189ZM262 81V80H261ZM264 81V80H263ZM262 81V82H263ZM77 82V81H76ZM89 82H91L90 80H89ZM95 82V81H94ZM193 82V81H192ZM249 82V83H250ZM260 82V81H259ZM78 83V82H77ZM80 83H83L84 84V81H81ZM79 83V84H80ZM86 83V82H85ZM130 83V82H129ZM128 83V84H129ZM175 83V82H174ZM182 83V82H181ZM195 83V82H194ZM252 83V82H251ZM254 83V82H253ZM252 83V84H253ZM63 84H65L66 85V83H63ZM62 84V85H63ZM87 84H91V83H86V85ZM193 84V83H192ZM261 84V83H260ZM56 85V86H55ZM175 85V84H174ZM176 85H178V83L176 84ZM88 86V85H87ZM90 86V85H89ZM181 86V85H180ZM188 86H189V84H188ZM187 86V87H188ZM191 86V85H190ZM189 86V87H190ZM256 86V85H255ZM83 87H84V85H83ZM92 87V86H91ZM91 87H90V89H91ZM129 87V86H128ZM172 87H174V86H172ZM178 87V86H177ZM182 87V86H181ZM183 87H184V85H183ZM185 87H186V85H185ZM259 87V86H258ZM257 87V88H258ZM260 87H262V86H260ZM259 87V88H260ZM61 88H63L62 86H61ZM130 88V89H131ZM176 88V87H175ZM179 88V87H178ZM41 89V88H40ZM40 89H39V91H40ZM49 89H51V88H49ZM53 89V88H52ZM54 89H56V88H54ZM87 89V88H86ZM180 89V88H179ZM249 89V90H248ZM256 89V88H255ZM92 90V89H91ZM90 90V91H91ZM95 90V89H94ZM99 90V89H98ZM103 90V89H102ZM176 90V89H175ZM238 91L239 93H241L240 95H242L241 96V98L242 99H240V101H241V105H239L237 102H236V100H238V102H240L239 101V99H236V100H234V98H231V96L230 95H235L236 93H234V91ZM257 90V89H256ZM38 91V92H39ZM64 91V90H63ZM81 91H84V93L86 94V92L88 93V91H86L85 92V90L83 89V90H81ZM89 91V93H91ZM97 91V90H96ZM125 91V90H124ZM179 90L177 89V92H178ZM184 91V90H183ZM32 92V93H33ZM44 92V91H43ZM42 92V93H43ZM49 92V91H48ZM51 92H53L54 93V90L52 91L51 90ZM67 92H69V91H67ZM120 92V93H119ZM176 91H174V93H175ZM172 93V94H174V95H176V94H178V95H181V92H182V90H181V92L179 93ZM257 92V91H256ZM39 93H41V92H39ZM57 93V92H56ZM61 93V92H60ZM66 93V92H65ZM65 93H63V95L65 94ZM77 93H79V92H77ZM94 93V92H93ZM96 93V92H95ZM94 93V94H95ZM104 93V92H103ZM185 93V92H184ZM238 93V94H239ZM258 93V92H257ZM35 95H36V93H34ZM34 94H33V98H34ZM52 94V93H51ZM74 95H76V93H73ZM73 94H71V95H73ZM80 94H82V92L80 93ZM80 94H79V96H80ZM109 94V93H108ZM111 94V93H110ZM171 94V93H170ZM183 94V93H182ZM238 94H237V96H238ZM250 94V95H249ZM254 94V93H253ZM252 94V95H253ZM30 95V94H29ZM29 95L28 96H26V97H28L29 98ZM46 95V94H45ZM61 95L62 97H65V99H66V96L64 95ZM66 95H67V93H66ZM87 95V94H86ZM92 95V94H91ZM97 95V94H96ZM99 95V94H98ZM166 95H168V94H166ZM173 95V96H174ZM184 95V94H183ZM186 95V94H185ZM197 95H198V97H199V100H198V109L196 110V111H194L193 110V107H194V104H195V102H194V100L196 99V97H197ZM50 96V95H49ZM52 96H55L54 94H52ZM124 96V95H123ZM170 96V95H169ZM177 96V95H176ZM255 96V95H254ZM257 96H259V95H257ZM31 97H32V95H31ZM68 98H69V96H67ZM71 97V96H70ZM74 97V96H73ZM76 97L77 96H75V98L74 99H76ZM92 97H94V95H92ZM97 97V96H96ZM95 97V98H96ZM102 97V96H101ZM168 97V96H167ZM172 97V96H171ZM235 97V96H234ZM40 98H41V96H40ZM45 98H48V97H45ZM56 98V97H55ZM59 98V97H58ZM80 98H81V96H80ZM89 98H91V96H89ZM88 98V99H89ZM99 98V97H98ZM170 98V97H169ZM169 98H166V99H169ZM178 98H180V96L178 97ZM238 98V97H237ZM255 98V97H254ZM260 98H262V97H260ZM260 98H258V100L255 98V100H257V101H259V99ZM30 99V98H29ZM34 99H36V98H34ZM34 99H33V101H34ZM50 99H52V101H53V98H50ZM85 99V98H84ZM109 99V98H108ZM107 99V100H108ZM263 99V98H262ZM38 102H39V100L38 99H36ZM60 100V99H59ZM59 100L58 99H56V101L59 103ZM63 99L61 98V101H62ZM73 100V99H72ZM92 100H93V98H92ZM92 100H90V102L92 101ZM94 100H96V99H94ZM105 100V99H104ZM107 100H106V102H107ZM171 100V99H170ZM169 100V101H170ZM197 100V99H196ZM26 101H27V99H26ZM51 101V100H50ZM55 101V102H56ZM60 101V102H61ZM79 101V100H78ZM85 101V100H84ZM97 101V100H96ZM163 101V100H162ZM161 101V102H162ZM252 101V102H251ZM6 102H8L7 100H6ZM46 102H49V101H46ZM82 102V101H81ZM173 102H175V101H173ZM173 102H171V103H173ZM179 102H180V99H179ZM184 102H185V99H184ZM1 103V102H0ZM4 103V102H3ZM31 103H33L32 101H31ZM34 103H35V101H34ZM50 103V102H49ZM94 103V102H93ZM159 103V102H158ZM167 103H168V101H167ZM176 103V102H175ZM2 104V103H1ZM30 104V103H29ZM37 104H39V103H37ZM37 104L35 105L36 107H37ZM54 103L52 102V104L51 105H53ZM83 104V103H82ZM96 104V103H95ZM156 104V103H155ZM178 104H180V103H178ZM236 104H238L237 106H236ZM5 105V104H4ZM31 105L32 104H30L29 106L31 107ZM81 105V104H80ZM91 105V104H90ZM171 105V104H170ZM175 105V104H174ZM176 105H177V103H176ZM183 105V106H182ZM207 105H209V107H210V109L209 110H211V113H212V115H214V119H213V117H212V119H213V121L214 122H217V125H218V127H219V133L218 134H220V132H229L230 130H233V133H231L232 131H230V133L227 135V134H225V135H227V138H226V136H224V135H222V133H221V135L222 136H224V143L227 141V142H231V143H227L226 144V146L228 145V146H230V148H228V149H225V148H223L222 146H220V144H217V143H213L212 145H208L209 144V141H211V140H215V141H217V142H219V141H221L223 138H218L217 136H214V137H217V138H214L213 137V133H212V131H215V128L217 127H213V125H210V123H207V122H205V119H204V116H205V110H206V106ZM1 106H3V105H1ZM40 106V105H39ZM82 106V105H81ZM89 106V105H88ZM99 106H100V104H99ZM164 106V105H163ZM172 106V105H171ZM27 107V106H26ZM26 107H24V108H26ZM41 107V108H40ZM40 107H38V108H40V109H42V108H44V107H42V106H40ZM50 107V106H49ZM53 107V106H52ZM52 107H50L52 110H53V108ZM54 107H55V104H54ZM80 107V106H79ZM98 107V106H97ZM165 107H168L167 105L165 106ZM165 107H164V109H165ZM173 107V106H172ZM174 107H176V106H174ZM208 107V108H209ZM23 107H22V109H24ZM29 108V107H28ZM28 108H26V109H28ZM35 108V107H34ZM38 108H36V111H35V113L38 111L37 109ZM46 108H48V107H46ZM45 108V109H46ZM73 108V107H72ZM92 108V107H91ZM90 108V109H91ZM169 108V107H168ZM2 109V108H1ZM87 109H88V107H87ZM158 109V108H157ZM28 110H30V108L28 109ZM27 110V111H28ZM35 110V109H34ZM33 110V111H34ZM78 110V109H77ZM96 110H98V109H96ZM159 110H160V108H159ZM158 110V111H159ZM166 110V109H165ZM26 111V112H27ZM32 111V110H31ZM43 111V110H42ZM44 111H46V110H44ZM48 111H50V110H48ZM64 111V110H63ZM66 111V110H65ZM64 111V112H65ZM68 111V113H69V110H67ZM76 111V110H75ZM84 111H87V110H84ZM89 112L91 111V110H88ZM2 112V111H1ZM59 112V111H58ZM71 112V111H70ZM165 112V111H164ZM23 113V112H22ZM40 113H41V111H40ZM48 113V112H47ZM67 113V112H66ZM74 113V112H73ZM78 113V112H77ZM80 113V112H79ZM88 113V112H87ZM115 113H116V115H115ZM157 113V112H156ZM208 113V112H207ZM29 114V113H28ZM31 115H32V112L30 113ZM52 114V113H51ZM55 114V113H54ZM209 114V113H208ZM24 115V114H23ZM33 115H35L34 113H33ZM41 115V114H40ZM57 115V114H56ZM70 115V114H69ZM77 115V114H76ZM88 115V114H87ZM89 115H90V113H89ZM25 116H27V115H25ZM29 116V115H28ZM39 116V115H38ZM49 116H50V114H49ZM54 116V115H53ZM59 116H66L67 118L69 117V116H67V115H65V114H63L62 112L61 113H58V118L59 119H61ZM80 116H84V115H80ZM207 116V115H206ZM234 116H236V118H238L237 116H239V117H241L240 119H236ZM243 116H250V121H244V120H242V118H243ZM33 117V116H32ZM71 117V116H70ZM72 117H73V115H72ZM90 117V116H89ZM132 117H136L135 115L134 116H132ZM153 117V118H154ZM245 117L243 118V119H245ZM248 117H246V118H248ZM27 118V117H26ZM25 118V119H26ZM38 118V117H37ZM40 118V117H39ZM38 118V119H39ZM55 118H56V116H55ZM66 118V119H67ZM94 118V117H93ZM101 118V117H100ZM122 118V119H123ZM130 118V117H129ZM138 118V117H137ZM211 118V117H210ZM24 119V120H25ZM32 119V118H31ZM33 119H35V118H33ZM37 119V120H38ZM40 119H42V115H41V118ZM59 119H58V121H59ZM64 119V118H63ZM69 119V118H68ZM96 119V118H95ZM118 119H120V118H118ZM125 119V118H124ZM135 119V118H134ZM159 119V118H158ZM157 119V120H158ZM211 119V120H212ZM249 119V118H248ZM17 120V119H16ZM30 120V119H29ZM62 120V119H61ZM61 120H60V122H61ZM115 120H117V119H115ZM140 120V119H139ZM141 120V121H142ZM153 120V119H152ZM156 120V121H157ZM161 120V119H160ZM238 120V121H237ZM25 121H28V120H25ZM30 121H32V120H30ZM39 121V120H38ZM38 121H35V122H38ZM66 121V120H65ZM96 121V120H95ZM122 120H120V122H121ZM127 121V120H126ZM131 121H133V120H131ZM131 121H129V122H131ZM141 121H138V125H140L142 122ZM162 121H164V120H161V122ZM16 122V121H15ZM41 122V121H40ZM40 122H38V123H40ZM53 122V121H52ZM57 122V121H56ZM55 122V123H56ZM98 122V121H97ZM135 122H137V121H135ZM135 122H133V123H135ZM141 122V123H140ZM19 123V122H18ZM21 123V122H20ZM62 123H63V121H62ZM114 123V122H113ZM164 123V122H163ZM250 123V124H251ZM13 124V127L11 126ZM25 124H27V123H25ZM33 125H34V123H32ZM37 124V123H36ZM56 124H58V122L56 123ZM95 124V123H94ZM97 124V123H96ZM116 124H117V121H116ZM131 124V123H130ZM137 124V123H136ZM154 124H156V123H154ZM162 124V123H161ZM160 124V125H161ZM212 124V123H211ZM245 124V125H244ZM255 124V123H254ZM18 125H20L21 126V124H17V126ZM23 125H24V123H23ZM37 125H39V124H37ZM41 125V124H40ZM50 125V124H49ZM60 125V124H59ZM58 125V126H59ZM65 125V124H64ZM64 125H63V128H64ZM134 124H132V126L130 127V129H131V131H129V132H132V134H133V137H135V139H136V141H139L138 140V138H136L137 136H138V133L140 134V132H138L137 131V129H135V126H133ZM144 125V126H145ZM164 125V124H163ZM215 125V124H214ZM253 125V124H252ZM251 125V126H252ZM10 126H11V129L12 130H10ZM27 125H25V127H26ZM29 126V125H28ZM35 126V125H34ZM33 126V127H34ZM57 126V125H56ZM74 126V125H73ZM86 126H87V123L84 121V120H81V121H79V123H78V126L76 127L75 126V128H76V130L77 131H79V132H82V130L85 128L86 129ZM110 126V125H109ZM117 126V125H116ZM123 126H124V124H123ZM141 126H143V124H141ZM254 126H256V125H254ZM253 126V127H254ZM259 126H256V127H259ZM22 127V126H21ZM24 127V128H25ZM39 127V126H38ZM41 127V126H40ZM44 127V126H43ZM47 127V126H46ZM46 127H44V128H46ZM50 127V126H49ZM119 127V126H118ZM117 127V128H118ZM125 127V126H124ZM123 127V128H124ZM127 127V126H126ZM139 127V126H138ZM248 127H249V129L250 130H252V127L250 128V125L248 124ZM23 128V127H22ZM21 128V130L23 131V129ZM31 128V127H30ZM54 128V123H53V127H51L50 129H53ZM57 129H58V127H56ZM55 128V129H56ZM92 128H94V127H92ZM117 128H114V129H117ZM121 128V127H120ZM122 128V129H123ZM154 128H157L156 127V125H154ZM213 128H214V130H213ZM246 128H247V126H246ZM15 129H16V127H15ZM19 129H20V127H19ZM18 129V130H19ZM26 129V128H25ZM47 129V128H46ZM90 129H91V127H90ZM89 129V130H90ZM106 129H108V128H106ZM113 129V128H112ZM125 129V128H124ZM139 129V130H140ZM249 129H247V130H249ZM254 129V128H253ZM256 129V128H255ZM32 130V129H31ZM62 130V129H61ZM97 130V129H96ZM109 130V129H108ZM111 130V129H110ZM121 130V129H120ZM140 130V131H141ZM167 130V129H166ZM244 130V129H243ZM27 131V130H26ZM26 131H24L25 133H26ZM84 131V130H83ZM93 131V130H92ZM118 131V130H117ZM116 131V132H117ZM160 131V130H159ZM217 131H218V129H217ZM245 131V130H244ZM253 131H257V130H252V134H253ZM258 131H259V128H258ZM262 131L261 132H256V134L257 133H261V135H263L262 134ZM2 132H0V134L2 133ZM15 132H17V130L15 131ZM27 132H29V131H27ZM59 132V131H58ZM88 132L89 131H87V132H85V133H87L88 134ZM105 132V131H104ZM113 132V131H112ZM111 132V133H112ZM119 132V131H118ZM162 132V131H161ZM160 132V133H161ZM216 132V131H215ZM214 132V133H215ZM249 132V133H250ZM18 133H19V131H18ZM20 133H21V131H20ZM34 133V132H33ZM94 133V132H93ZM136 133H137V136H136ZM143 133H144V131H143ZM143 133H141V134H143ZM157 133H158V131H157ZM166 133V132H165ZM247 133H248V131H247ZM23 134V133H22ZM132 134H130L129 133V135H132ZM162 134V133H161ZM216 134V133H215ZM214 134V135H215ZM224 134V133H223ZM252 134H251V136H252ZM255 134V135H256ZM14 135V136H13ZM76 135V134H75ZM80 135V134H79ZM158 135V134H157ZM160 135V134H159ZM217 135V134H216ZM220 135V136H221ZM248 136H250L249 134H247ZM254 134H253V136H255ZM5 136V137H6ZM20 136V135H19ZM26 136V135H25ZM29 136V135H28ZM38 136V138H40V140H42V141H58V140H66V139H69V138H71V136L73 137L74 135H72V132H71V128H68V129H66L65 128V130L64 131H60V133H56V134H53V133H51V132H49V131H44V132H42V133H40V134H38L37 135ZM77 136V135H76ZM128 136V135H127ZM142 135L139 137V138H141V137H143ZM230 136V137H229ZM242 137L241 138V140H239L240 138L239 137ZM250 136V137H251ZM264 136V135H263ZM4 137V138H5ZM17 137V136H16ZM75 137V136H74ZM129 137V136H128ZM132 137V138H133ZM164 137V136H163ZM208 137V138H207ZM229 137V138H228ZM151 138H153V137H151ZM252 138V140H253V137H251ZM0 139H2V137L0 136ZM7 139V140H8ZM18 139H20V138H18ZM131 139V138H130ZM166 139V138H165ZM260 139V138H259ZM258 139V140H259ZM263 139H264V137H263ZM262 139V140H263ZM7 140L5 141V140H3V141H5V142H7ZM24 140V139H23ZM153 140V139H152ZM159 140V139H158ZM247 140H248V138H247ZM20 141V140H19ZM108 141V142H107ZM250 141V140H249ZM249 141H247L248 142V144H249ZM1 142H2V140H1ZM126 142V141H125ZM222 142V141H221ZM245 142H246V140H245ZM246 142V143H247ZM252 142V141H251ZM55 143V142H54ZM102 143V144H103ZM134 143V142H133ZM245 143V144H246ZM6 144V143H5ZM19 144V143H18ZM31 144V143H30ZM39 144H40V142H39ZM97 144V145H98ZM134 144H136V143H134ZM137 144H138V142H137ZM137 144H136V146H137ZM223 144V143H222ZM242 144H244V143H241V148L244 150V152L246 151H249L250 153H252V155H251V157L250 158H252V160L254 161V162H257L258 163V166H257V164L255 165L256 166V168L258 167V171H257V173L259 174V175H261L260 176V178H259V180H260V183H262V184H264V156H262L261 154H259V153H257V152H252L250 149H249V147H246L245 146V144H244V146L242 145ZM247 144V145H248ZM4 145V144H3ZM8 145V144H7ZM29 145V144H28ZM27 145V146H28ZM57 145V144H56ZM97 145H95V146H97ZM25 146V145H24ZM30 146V145H29ZM32 146V145H31ZM31 146L30 147H27V148H31ZM45 146V145H44ZM91 146V145H90ZM94 146V147H95ZM102 147H103V145H101ZM132 146H133V144H132ZM138 146H139V144H138ZM243 146V147H242ZM23 146H21V148H22ZM26 147V146H25ZM34 147V146H33ZM32 147V148H33ZM46 147V146H45ZM53 147V146H52ZM51 147V148H52ZM56 147V146H55ZM54 147V148H55ZM89 147V146H88ZM93 147V146H92ZM91 147V148H92ZM94 147H93V149H94ZM225 147V146H224ZM7 148H5V149H7ZM24 148V147H23ZM40 148V147H39ZM38 148V149H39ZM82 148V147H81ZM84 148V147H83ZM90 148V147H89ZM90 148V149H91ZM98 148V147H97ZM100 148V147H99ZM98 148V149H99ZM251 148V147H250ZM2 149H3V147H2ZM33 149H35V147L33 148ZM57 148H55V150H56ZM101 149V148H100ZM106 150V149H105ZM109 150V149H108ZM2 151V150H1ZM26 151H27V149H26ZM71 151V150H70ZM74 151V150H73ZM242 151V150H241ZM240 151V152H241ZM254 151V150H253ZM5 152V151H4ZM245 152V153H246ZM26 153H28V154H33V153H35L36 155L35 156H33L32 157V155L30 156H28V155H26V156H28V158L29 159H27V157L25 158V160H23L24 159V157H22V154H26ZM54 153V152H53ZM62 153V152H61ZM108 153V152H107ZM114 153H112V155L114 154ZM239 153V154H238ZM249 153V154H250ZM115 154V155H116ZM47 155L48 156H50L49 157V159H46L47 158ZM53 155V154H52ZM126 155V156H125ZM243 155V154H242ZM245 155V154H244ZM110 156V155H109ZM30 157H32V158H34V160L33 161H30ZM86 157V156H85ZM107 157V156H106ZM113 157V156H112ZM116 157V156H115ZM240 158H242V157H240ZM83 159V158H82ZM106 159V158H105ZM114 159V158H113ZM113 159H110V161H111V164H113L114 163V161H113ZM29 160V161H28ZM53 159H51V161H52ZM108 160V159H107ZM246 159H244V161H245ZM27 161H28V165L30 164V167H32V168H35L36 166H39V164H41L42 165V167L40 166V168L38 167V168H35L34 170H31L30 172H29V174H30V176L32 177V180L33 181H30L29 180V182H34L33 184H34V187H33V194L35 195V197L36 198H32V199H35L34 201L35 202H33V201H29V203H22V202H18V201H16L18 198V195L19 194H17V197H15L16 198V200L12 197L14 194V192H15V189H14V187H16V186H14V187H12V189H10V187L11 186H13L12 184L10 185V183L12 182V183H15L14 181H18L19 182V178H21V176L18 178V175H21L23 172H21L22 170V167L25 165V164H27ZM73 161H74V159H73ZM72 161V162H73ZM197 161H199V162H197ZM253 161H252V164H253ZM57 162V161H56ZM75 162V161H74ZM84 162V161H83ZM246 162H247V160H246ZM249 162L250 161H248V165L250 166L251 165V163L249 164ZM58 163H60V162H58ZM78 163H79V161H78ZM99 163V162H98ZM195 163V164H196ZM57 164V163H56ZM63 163H61V165H62ZM132 164V165H131ZM57 165H59V164H57ZM64 165V164H63ZM73 165V164H72ZM78 165V164H77ZM80 165H82V163H80ZM80 165H79V167H80ZM133 165H135V166H143V167H141V169L140 170H142L141 171V173L140 172H138V173H136V174H134L135 172H131V169H133L132 167H133ZM200 165V166H199ZM247 165V166H248ZM26 166V165H25ZM24 166V167H25ZM84 166H86V165H84ZM111 166H114V165H111ZM203 166V167H202ZM208 166V167H207ZM248 166V167H249ZM23 167V168H24ZM28 167V166H27ZM26 167V168H27ZM77 167V166H76ZM81 167H83V165L81 166ZM191 167V166H190ZM190 167H188V168H190ZM199 167H201V168H199ZM62 168H66V166L64 167V166H61V170H62ZM78 168V167H77ZM140 168V167H139ZM251 168V170H252V166L250 167ZM84 169H85V167H84ZM191 169V168H190ZM248 169V168H247ZM27 170H29L28 168H27ZM136 170H137V168H136ZM135 170V171H136ZM189 170V169H188ZM212 170H214L215 172H216V174H214L213 172H212ZM250 170V169H249ZM26 170L24 169V172H25ZM84 171V170H83ZM138 171V170H137ZM248 171V170H247ZM246 171V172H247ZM21 173V174H20ZM61 173H62V171H61ZM103 173V172H102ZM187 173V172H186ZM189 173V172H188ZM248 173V172H247ZM262 173H263V175H262ZM25 174H28L27 172H25ZM58 174V173H57ZM56 174V175H57ZM63 174V173H62ZM106 174V173H105ZM184 177H185V174H183V173H181ZM196 174V173H195ZM249 174V173H248ZM253 174V173H252ZM0 175V176H1ZM53 175V176H54ZM60 175V174H59ZM58 175V176H59ZM76 175V174H75ZM115 175V174H114ZM181 175V176H182ZM30 176H27L26 175V178L28 177H30ZM52 176V175H51ZM60 176H62V175H60ZM64 176H67V174L66 175H64ZM250 176V175H249ZM25 177V176H24ZM197 177H198V175H197ZM49 178H51V177H49ZM53 178V177H52ZM54 178H57V177H54ZM73 178V177H72ZM80 178V177H79ZM134 179L133 181H136L135 183H136V186H134V184H132L131 182H130V180L131 179ZM177 178H179L180 179V177H177ZM192 178V177H191ZM194 178H196V177H194ZM249 178V177H248ZM19 179V180H18ZM27 180V179H26ZM25 180V181H26ZM50 180V179H49ZM52 180V179H51ZM50 180V181H51ZM67 180V179H66ZM78 180V179H77ZM177 180V179H176ZM180 180H182V179H180ZM179 180V181H180ZM189 181H191L190 179H188ZM249 180V181H248ZM49 181V183H51ZM53 181V180H52ZM76 181V180H75ZM95 181V180H94ZM112 181H114V180H112ZM178 181V180H177ZM177 181H175V182H177ZM208 181V182H209ZM248 181V182H247ZM17 182V183H18ZM45 182V183H44ZM181 182V181H180ZM185 182V181H184ZM188 182V181H187ZM186 182V183H187ZM192 182V181H191ZM209 182V183H210ZM225 182H227L228 184H226ZM81 183V182H80ZM82 183H84V182H82ZM86 183V182H85ZM92 183V182H91ZM117 183V182H116ZM118 183V184H119ZM30 184H32V183H30ZM44 184V185H43ZM48 184V183H47ZM47 184H46V186H47ZM54 184V183H53ZM52 184V185H53ZM64 184V183H63ZM177 184V183H176ZM180 184V183H179ZM183 184V183H182ZM181 184V186L180 187H178L179 189H178V191L177 192H175L176 194H178V196H184V194H183V192L185 193V189L186 188H188L187 187V185H186V187H183V186H185L184 184L182 185ZM194 184V183H193ZM27 185V184H26ZM25 185V186H26ZM52 185H50L51 186V188H52ZM56 185H58L59 186V184H57V182H56ZM55 185V186H56ZM93 185V184H92ZM173 185V184H172ZM188 185H191V184H188ZM233 185H231V186H233ZM260 185V184H259ZM48 186H49V184H48ZM47 186V189H49V191H51L50 190V188ZM55 186H54V188H55ZM57 186V187H58ZM77 186V185H76ZM83 186H84V184H83ZM82 186V187H83ZM86 187H87V185H85ZM84 186V187H85ZM118 186V185H117ZM116 186V187H117ZM174 186V185H173ZM179 186V185H178ZM26 187H28V186H26ZM56 187V188H57ZM82 187H80V188H78V190L80 191V193H81V188ZM85 187V188H86ZM111 187V186H110ZM115 187V188H116ZM176 187V186H175ZM175 187H173V188H175ZM257 187V186H256ZM17 188V187H16ZM20 188V187H19ZM22 188V187H21ZM23 188H24V186H23ZM23 188L21 189V193L22 192H25V191H23ZM31 188H32V186H31ZM46 188V187H45ZM54 188H52V189H54ZM75 188V187H74ZM92 188V187H91ZM113 188V187H112ZM111 188V189H112ZM236 188L234 189L235 191H237L236 190ZM14 189V192L13 191H11V190H13ZM18 189V188H17ZM17 189H16V191H17ZM58 189H59V187H58ZM61 189V188H60ZM83 189V188H82ZM19 190V189H18ZM28 190V189H27ZM74 190H77V189H74ZM113 190V189H112ZM173 189H171V191H172ZM241 190V191H242ZM11 191V192H10ZM31 191V190H30ZM54 190H52V193H53V195L56 193L55 191H57L56 189H55V191L53 192ZM71 191L73 192V190H72V188H71ZM90 191V190H89ZM93 190L91 189V192H92ZM111 191V190H110ZM230 191V190H229ZM241 191H237L238 193H240L238 196V198H241L240 200L242 201V206H241V203H240V207H244L245 205H246V202H247V200H245V195H243V191L241 192ZM257 191V193L259 194V191H258V189L256 190ZM261 191V190H260ZM20 192V191H19ZM18 192V193H19ZM59 192V191H58ZM57 192V193H58ZM61 192V191H60ZM75 192V191H74ZM83 192H84V190H83ZM95 192V191H94ZM106 192V191H105ZM112 192H115V191H112ZM126 192H128L127 194H126ZM140 192V191H139ZM262 192V191H261ZM17 193V192H16ZM15 193V194H16ZM52 193H50V194H52ZM137 193V192H136ZM181 193H182V195H181ZM187 193V192H186ZM224 193V192H223ZM28 194V193H27ZM45 194H49V192L47 191V193H45ZM45 194H42V196L43 195H45ZM50 194H49V197H50ZM106 194V193H105ZM114 193H112V195H113ZM171 194H172V192H171ZM262 194V193H261ZM25 195V194H24ZM30 195V194H29ZM55 195H58V194H55ZM142 195V194H141ZM16 196V195H15ZM114 196H116V194L114 195ZM262 196H264V195H262ZM22 199H23V197L22 196H20ZM25 197H26V195H25ZM24 197V198H25ZM32 197H33V195H32ZM44 197H46V196H44ZM43 197V198H44ZM49 197H48V199L47 200H49ZM52 197V196H51ZM56 197V196H55ZM60 197H62V196H60ZM66 197V196H65ZM100 197V196H99ZM138 197V196H137ZM142 197V198H143ZM165 197V196H164ZM171 197H173L172 195H171ZM57 198H58V196H57ZM111 198L112 197H110L109 199L111 200ZM166 198V197H165ZM179 198V197H178ZM182 198V197H181ZM187 198V197H186ZM20 199V198H19ZM18 199V200H19ZM59 199V198H58ZM62 199H64L63 197H62ZM69 199V198H68ZM67 199V202L69 201ZM84 199H86V198H84ZM90 199V198H89ZM93 199V198H92ZM101 200H102V202H104L103 204H104V206L106 207V209L108 210L107 212L109 213V217H110V219H112V220H115L116 222H117V224L119 223V225H120V230L119 229H117V230H119L118 232H116V233H114L115 235L114 236H108L109 238H107L108 239V241L107 242H103L102 240L103 239H101V240H99V238L97 239L98 241H100V243H102L101 245L103 246V245H105V246H107L106 248H109V250L108 251H110V254L111 255H109V256H111L112 257V259L111 260H113L112 262H115L118 258H121V264H125V263H123L124 261H123V252L125 251V250H128V251H130L131 252V254H132V258H141L140 256L141 255H148V254H144L145 253V250L147 249L146 247H145V242H144V239H143V230H144V228L145 227H147V225H149V224H151L152 222V220L148 223H144V222H146V221H144V222H140L139 220V222H136L135 221V219H132V218H130L129 217V215L127 214V211H123V207H122V209H120V207H118L117 205H119V204H116V203H113V204H109V202L107 201V196L106 195H103V196H101V198H100ZM114 199V198H113ZM170 199V198H169ZM30 200V199H29ZM47 200H45V201H47ZM52 201L51 202H49V203H51L52 204V202H53V199H51ZM60 200V199H59ZM59 200H58V204L60 203L59 202ZM70 200H71V197H70ZM74 201H75V198L73 199ZM73 200H71V201H73ZM87 200H88V198H87ZM100 200V201H101ZM151 200V199H150ZM153 200V201H154ZM168 200V199H167ZM183 200H185L184 198H183ZM188 201H189V199H187ZM192 200L194 201V203H199V199H198V196L196 195V194H193V196H192ZM55 201V200H54ZM63 201V200H62ZM82 201H83V199H82ZM89 201V200H88ZM99 201V202H100ZM112 201L113 200H111V203H112ZM116 201V200H115ZM139 201V200H138ZM182 201V200H181ZM180 201V202H181ZM188 201H186L185 200V202H188ZM240 201V202H241ZM57 202V201H56ZM65 202H66V200H65ZM64 202V203H65ZM66 202V203H67ZM85 202V201H84ZM87 202V201H86ZM86 202L84 203L85 205H86ZM101 202V203H102ZM144 202H146V201H144ZM168 202V203H167ZM183 202V204L185 203L184 201H182ZM46 203V202H45ZM54 203V202H53ZM63 203V202H62ZM62 203H61V205H62ZM65 203V204H66ZM72 203V202H71ZM75 203V202H74ZM57 204V203H56ZM70 204V203H69ZM80 204H83L82 202L80 203ZM79 204V205H80ZM83 204V205H84ZM92 204V203H91ZM102 204V205H103ZM116 204V205H115ZM171 204V203H170ZM189 204H190V202H189ZM189 204H187V206L189 205ZM35 205V209H32V208H30L31 206H34ZM49 205V204H48ZM47 205V206H48ZM54 205V204H53ZM60 205V204H59ZM58 205V206H59ZM67 205V204H66ZM66 205H64V206H66ZM73 205V204H72ZM76 205V204H75ZM78 205V206H79ZM82 205V206H83ZM92 205H95L94 203L92 204ZM142 205V204H141ZM154 205V204H153ZM186 205V204H185ZM185 205H183L184 207H185ZM199 205H200V203H199ZM74 206V205H73ZM80 206V207H76L72 212H71V215H70V217L68 218L67 216V218H65V217H62L61 215H55L56 217H54L55 218V222L56 223H60V224H65L64 226H69V227H67V229L65 228V230H64V237L65 236H77V235H79V236H81V237H83L82 235H80V231H78V229H80V228H82V227H80V228H78V229H76V228H74V227H72V224H79V223H84L85 222V220L87 219V218H84L85 217V214H84V212H85V207L83 206ZM88 206H90V204H88ZM137 206V205H136ZM144 206V205H143ZM172 206H173V204H172ZM183 206H181V208H183ZM190 206V205H189ZM50 207V206H49ZM62 207V206H61ZM68 207V206H67ZM75 207V206H74ZM95 207V206H94ZM152 207V206H151ZM155 207V206H154ZM64 208V207H63ZM147 208L149 209V207L147 206L146 207V210H147ZM153 208V207H152ZM170 208H172V207H170ZM174 208V207H173ZM179 208V207H178ZM186 208V207H185ZM200 208V207H199ZM201 208L202 209H206L204 206H202L201 205ZM200 208V209H201ZM230 209H231V207H229ZM62 209V208H61ZM71 209H73V208H71ZM129 209V208H128ZM188 209V208H187ZM34 210V212H32ZM51 210V209H50ZM58 210H59V208H58ZM57 210V211H58ZM68 210V209H67ZM88 210V213H89V211L90 210H93L92 208L89 210V208L87 209ZM122 210V211H121ZM135 210H137V209H135ZM145 210V209H144ZM145 210V211H146ZM155 210V209H154ZM176 210H178V209H176ZM185 210V209H184ZM207 210V209H206ZM49 211V210H48ZM60 211H62V210H59V212ZM130 211V210H129ZM134 211V210H133ZM148 211H150V209L148 210ZM156 211H157V209H156ZM170 211H174V210H170ZM187 211V210H186ZM144 212V211H143ZM159 212V211H158ZM63 213V212H62ZM68 213H70V212H68ZM95 213V212H94ZM129 213V212H128ZM147 213V212H146ZM171 213H173V212H171ZM206 213V212H205ZM205 213H203V212H198L197 213V217H198V220H193L195 223H194V227H193V225H192V229L190 228L189 230H187L188 229V227L186 228V229H184V228H182V227H184V224L182 225V227H180L179 225H176V222H175V226L177 227H175L174 225H173V228L175 227L177 230H175V229H173V228H171L170 226L168 227V225L167 226H165V228L164 229H166L167 231H166V233H163L166 237H170V241H172V246L173 247H175L177 244H181L182 243V246H183V249L184 250H188V251H190L191 250V246H190V244L189 243H187V235H189V236H191V237H194V234H195V229H202L204 226H207V225H210L208 228L210 229V230H212L213 232L212 233H214L215 231V234H213V235H215V237H211L212 238V241H211V243L215 246L214 247V249L215 250H218V251H220V252H225L226 251V249L228 248V249H231V250H234L235 251V253L239 256V262H243V261H245V260H249L250 259V261H251V259L253 258V260H255V259H257V260H259V262H260V264H264V252H263V250H264V239H260V236H259V239L258 240H256V238L254 239V238H252V236H251V234L249 235V231H251V233L252 234H256V233H260L261 234V232H259V231H262L263 233H264V226H262L264 223H262L260 220H258L259 219V217H258V221L262 224V225H260V223H259V225H257V223L254 225V227H252L251 229H249V227H247V226H245L244 224H243V219H239L242 215L240 214L239 215V217L238 216H235V218L237 217V220H238V223H237V225H241L242 227L241 228H235V227H232V226H230V223H229V220H228V218H227V216L223 213V212H219V211H217L216 209H211V210H208L207 211V213L205 214ZM150 214V213H149ZM156 214H158V213H156ZM161 214V213H160ZM228 214V213H227ZM243 214V213H242ZM245 214V213H244ZM64 215V214H63ZM88 215V214H87ZM91 215H92V212H91ZM196 215V214H195ZM195 215H194V218H197V217H195ZM258 215V214H257ZM31 215H29V217H30ZM169 216V215H168ZM167 216V217H168ZM203 216H205V217H203ZM24 217V218H23ZM87 217V216H86ZM108 217V218H109ZM167 217H165L164 216V219H166ZM234 217V216H233ZM250 217H252V216H249V218ZM154 217H153V215H152V219H153ZM162 218V217H161ZM248 218V216L247 217H244V219H249ZM253 218V217H252ZM26 219V218H25ZM158 219V218H157ZM251 219V218H250ZM26 220H28V219H26ZM134 220V221H133ZM148 220V219H147ZM154 220V219H153ZM156 220V219H155ZM162 221V219H158V223H160L161 221ZM167 220V219H166ZM166 220L165 221H163V224H164V222H165V224H166ZM256 220V221H257ZM31 221V220H30ZM53 221V220H52ZM87 221H89V220H87ZM208 221H210V222H208ZM254 221H255V219H254ZM257 221V222H258ZM37 222H36V224H37ZM190 222H191V220H190ZM233 222H235L236 223V221H233ZM264 222V221H263ZM26 223H28V222H26ZM25 222H24V224H26ZM35 222H33V224H34ZM154 223V222H153ZM157 223V224H158ZM234 223V224H235ZM39 224V225H40ZM47 224V225H46ZM89 224V223H88ZM90 224H91V222H90ZM89 224V226L91 227V225ZM146 224V225H145ZM156 224V223H155ZM156 224V225H157ZM161 225H162V223H160ZM172 224V223H171ZM170 224V225H171ZM178 224H179V222H178ZM188 224H189V221H188ZM39 225H38V227H39ZM82 225H85V223L84 224H82ZM81 225V226H82ZM26 226V225H25ZM28 226V225H27ZM40 226H42V225H40ZM57 226V225H56ZM71 226V227H70ZM75 226V225H74ZM79 226V225H78ZM238 226V227H239ZM24 227V226H23ZM49 227H50V224H49ZM51 227H52V223H51ZM53 227H54V225H53ZM86 227V226H85ZM159 227H161V226H159ZM164 227V226H163ZM191 227V226H190ZM27 228V227H26ZM33 228V227H32ZM47 228V230H48V227H45L44 229H46ZM59 228V227H58ZM87 228V227H86ZM93 228V227H92ZM95 228V227H94ZM204 228H206V227H204ZM233 228V229H232ZM18 229H20L19 227H18ZM24 229L25 228H23V232H24ZM42 229H43V226H42ZM53 228H51V230H52ZM88 229H89V227H88ZM91 229V228H90ZM157 229H158V227H157ZM11 230H10V233H11ZM46 230V231H47ZM50 230V229H49ZM50 230V231H51ZM85 231H86V233L88 234V230H86V229H84ZM93 230V232H97V229H96V231H94V229H92ZM209 230V231H210ZM4 231V230H3ZM34 231V230H33ZM36 231V230H35ZM53 231H54V229H53ZM60 231V230H59ZM59 231H56L55 230V233L53 232V235H52V241H50V240H48V242H46V244L47 245H49L50 247H52L53 248V250H52V252H53V254L55 255L54 257H53V255H52V257L49 255V254H51L50 253V249L49 250H47L46 249V252H49V254L47 255V254H45V259H44V264H57V262H56V258L60 255V251L59 250H63V248H64V244H65V238L64 237H60L59 236ZM165 231V230H164ZM5 232V231H4ZM3 232V233H4ZM37 232V231H36ZM49 232V231H48ZM91 232V231H90ZM138 232H140V234L139 235H137V233ZM145 232V231H144ZM2 233V232H1ZM2 233V234H3ZM6 233L8 234V232L6 231ZM19 233H21V231L19 232ZM85 233V234H86ZM24 234H26L27 235V232L26 233H24ZM37 234V233H36ZM35 234V235H36ZM39 232H38V236H39ZM61 234H62V232H61ZM60 234V235H61ZM83 234V233H82ZM85 234H83V235H85ZM86 234V235H87ZM91 234V233H90ZM161 234H162V232H161ZM1 235V234H0ZM4 235V234H3ZM3 235H2V237H3ZM22 236V234H19V236ZM31 235V234H30ZM29 235V236H30ZM33 235V234H32ZM93 235V234H92ZM262 235V234H261ZM4 236H7V235H4ZM13 236H15V235H13ZM19 236L16 238V239H18L19 238ZM51 236V235H50ZM91 236V235H90ZM97 235H96V233H95V237H96ZM98 236H101L100 234L98 235ZM97 236V237H98ZM251 236V237H250ZM256 236V235H255ZM7 237H9V235L7 236ZM11 237H12V234H11ZM24 237V236H23ZM78 237V236H77ZM87 237H88V235H87ZM92 237V236H91ZM94 237V238H95ZM6 239V237H3V239ZM15 238V237H14ZM21 238V237H20ZM29 238V237H28ZM64 238V239H63ZM66 238H68V237H66ZM85 238H86V236H85ZM93 238V239H94ZM252 238V239H251ZM263 238H264V235H263ZM10 239V237L8 238V240ZM13 239V238H12ZM16 239H14V241L16 240ZM22 239V238H21ZM25 239H27V238H25ZM30 239V238H29ZM25 240V241H30L31 240V243H32V239H30V240ZM50 239H51V237H50ZM74 239V238H73ZM79 239H80V237H79ZM83 239V238H82ZM87 239V238H86ZM7 240V239H6ZM33 240H34V238H33ZM36 240V239H35ZM33 241V244H37L38 245V243H37V241ZM40 240V239H39ZM77 240V239H76ZM84 241H85V239H83ZM224 240V241H223ZM4 241V240H3ZM16 241H18V240H16ZM22 241V240H21ZM21 241H20V243H21ZM24 241V240H23ZM25 241H24V243L23 244H25ZM46 241H47V239H46ZM66 241H69V240H66ZM75 241V240H74ZM78 241V240H77ZM77 241H75V244L77 243ZM90 241H91V239H89V241H88V243H90ZM105 241V240H104ZM4 243H5V241H4ZM10 243H11V241H10ZM19 243V244H20ZM41 243H43V241L41 240ZM79 243H81V241L79 240ZM82 243H83V241H82ZM86 243H87V241H86ZM6 244V243H5ZM14 244V243H13ZM27 244V243H26ZM29 244V243H28ZM33 244H32V246H33ZM35 244V245H36ZM45 244V245H46ZM69 244H71V243H69ZM68 244V245H69ZM84 244V243H83ZM160 244V243H159ZM22 245V244H21ZM39 245H42V244H39ZM47 245H46V247H47ZM57 247H56V246ZM66 246H67V244H65ZM73 245V247H74V243L72 244ZM72 245H71V247H72ZM79 245V244H78ZM90 245V244H89ZM88 245V246H89ZM162 245V244H161ZM169 245H170V243H169ZM168 245V246H169ZM227 245V246H226ZM6 247L7 246V248H8V246H12V248H13V245H9V244H7V245H3V247ZM14 246H16V245H14ZM20 246V245H19ZM79 246H82V245H79ZM160 245H158V247H157V249H159V250H157V251H162L163 250V248H162V246H160ZM164 246V245H163ZM0 247H2L1 245H0ZM18 247V246H17ZM29 247V246H28ZM28 247H27V249H28ZM37 247V246H36ZM40 247V246H39ZM56 247V248H55ZM77 247V246H76ZM33 248V247H32ZM66 248V247H65ZM70 248V247H69ZM86 247H84V249H85ZM89 248H91V247H89ZM88 248V249H89ZM170 248H171V245H170ZM3 250H4V248H2ZM6 249V248H5ZM17 249V248H16ZM15 249V250H16ZM21 249H22V247H21ZM42 249H43V246H42ZM59 249V250H58ZM78 249H80V247L78 248ZM77 249V250H78ZM83 248H81L80 249V252L82 253L83 251H88V249L87 250H83V251H81ZM162 249V250H161ZM165 249V248H164ZM18 250H19V248H18ZM33 250V249H32ZM35 251H36V249H34ZM33 250V251H34ZM45 250V249H44ZM69 250V249H68ZM76 250V249H75ZM7 251V250H6ZM30 251H31V249H30ZM64 251V250H63ZM66 251H67V249H66ZM70 251V250H69ZM79 251V250H78ZM147 251H149V250H147ZM146 251V252H147ZM172 251V249H170V252ZM14 252H16V251H13L12 249H11V247H10V249H9V253L14 257L15 256V253ZM28 252V251H27ZM43 252V251H42ZM45 252V253H46ZM65 252V251H64ZM72 251H70L69 253H71ZM74 252H76V251H74ZM163 252V251H162ZM169 252V250H168V252H166V254L168 255V256H170V254L172 253H170ZM8 253V251H7V253H6V255L8 254V255H10ZM21 253H24V252H21ZM20 253V254H21ZM61 253H63V252H61ZM68 253V254H69ZM79 253V252H78ZM149 253V252H148ZM159 254H160V252H158ZM24 254H26L27 255V253H24ZM32 254H34V252L32 253ZM44 254V253H43ZM42 254V255H43ZM73 252L71 253V256H77L75 253L73 254ZM83 254V253H82ZM158 254V255H159ZM164 254H165V252H164ZM29 255V254H28ZM30 255H31V252H30ZM37 255V254H36ZM35 254H34V256L33 255H31V256H33V258L36 256ZM70 255V254H69ZM78 255H80V254H78ZM84 255H86L85 253H84ZM161 256L163 255V254H160ZM173 255V254H172ZM3 256V255H2ZM12 256H9V257H12ZM19 256V255H18ZM18 256H16V257H18ZM44 256V255H43ZM57 256V257H56ZM71 256H69V257H71ZM83 256V255H82ZM82 256H80V258L82 257ZM168 256H166V258H168ZM19 257H25V255L24 256H19ZM26 257H29V256H26ZM40 257H41V255H40ZM56 257V258H55ZM61 257V256H60ZM66 256H64L63 255V257L62 258H65ZM85 257V256H84ZM148 257L149 256H147L146 258L148 259ZM39 258V257H38ZM72 258V257H71ZM145 258V259H146ZM17 259V258H16ZM15 259V260H16ZM29 259H32L31 257L29 258ZM28 259V260H29ZM58 259L61 261V260H63V259H60L59 257H58ZM68 259V258H67ZM73 259V258H72ZM72 259H70V261H71V263L70 264H74V263H76V261L74 262V263H72ZM76 259H78V257L76 258ZM84 259H86V257L84 258ZM165 259V258H164ZM170 259V258H169ZM18 260V259H17ZM26 260H27V258H26ZM26 260L23 258L22 259V261H25L26 262ZM39 260V259H38ZM41 260V259H40ZM58 260V262H60ZM115 260V261H114ZM166 260V259H165ZM252 260V261H253ZM33 262H34V260H32ZM68 261V263H69V259L67 260ZM80 261V260H79ZM167 261H168V259H167ZM166 261V262H167ZM170 261V260H169ZM168 261V262H169ZM220 261V259L218 258V257H216V256H214V255H212V254H210V253H206V254H204V255H200L199 257H197V259H195V261H194V263L195 264H204V263H216V262H219ZM28 262H30V261H28ZM27 262V263H28ZM80 262H82V260L80 261ZM83 262H87V261H83ZM165 262V263H166ZM168 262H167V264H168ZM238 262V263H239ZM24 263V262H23ZM181 263V262H180ZM20 264H22V263H20ZM26 264V263H25ZM29 264V263H28ZM31 264V263H30ZM35 264V263H34ZM36 264H37V262H36ZM41 264V263H40ZM59 264V263H58ZM67 264V263H66ZM83 264V263H82ZM86 264H88V263H86ZM105 264V263H104ZM113 264H115V263H113ZM169 264H171V262L169 263ZM226 264V263H225Z\"/></svg>", "mask_w": 264, "mask_h": 264}, {"label": "flooded vegetation", "instance_id": "flooded-vegetation-1", "mask_svg": "<svg viewBox=\"0 0 264 264\" xmlns=\"http://www.w3.org/2000/svg\"><path fill=\"white\" fill-rule=\"evenodd\" d=\"M252 187V186H251ZM214 190L215 189H218L217 187H215V188H213ZM243 190H245V192H246V195H245V200H247V202H246V205L244 206L245 208L247 207V205H250L249 206V212L247 211L244 215L246 216V214H248L249 216H252V214H256V211H254V209H253V206H251V203L252 202H254V201H261L262 199H263V197L264 196H262V194H258L257 193V191L255 190L254 191V189H251V188H246V187H244L243 188ZM231 192H233V193H237V195H239L240 193H238L237 191H235V190H233V191H231ZM210 194H214V197H215V199H219V197L220 196H222L223 194H221V193H213V192H211ZM244 195V194H243ZM253 199L252 201L251 200H249V199ZM231 198H229V200H230ZM229 207H232L231 205H229L228 206V208ZM231 211H232V214L234 215V216H238L239 217V214H237V212H235L234 210H232V209H230ZM151 211V210H150ZM146 212H149V211H144V214L146 213ZM258 213V212H257ZM261 214H264V209H261V212H260ZM247 217V216H246ZM248 220H250V224H248V227H249V229H251L252 227H254V219H244L243 220V223H247V221ZM256 235V236H255ZM254 236L255 237H259L257 234H255Z\"/></svg>", "mask_w": 264, "mask_h": 264}, {"label": "crops", "instance_id": "crops-1", "mask_svg": "<svg viewBox=\"0 0 264 264\" xmlns=\"http://www.w3.org/2000/svg\"><path fill=\"white\" fill-rule=\"evenodd\" d=\"M263 252H264V250H263Z\"/></svg>", "mask_w": 264, "mask_h": 264}]
</instances>
